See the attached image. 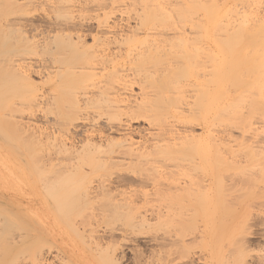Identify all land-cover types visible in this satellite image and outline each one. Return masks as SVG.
<instances>
[{
	"label": "rangeland",
	"instance_id": "rangeland-1",
	"mask_svg": "<svg viewBox=\"0 0 264 264\" xmlns=\"http://www.w3.org/2000/svg\"><path fill=\"white\" fill-rule=\"evenodd\" d=\"M1 1L2 0H0V4H1V7H0V58L1 57H3L1 54H3V52H8V55L6 54V56H5V53L3 54L4 56H5V59H3V58H1L0 59V84H2V82L3 81H5V79L4 78H6V80H12V81H9V82H11V84L9 83V86H11V87H9L8 86V84H7V81H5V83H4V86H3V84L2 85H0V91L2 90V92H1V94L0 95H2V99H1V97H0V107H2L3 105V107L1 108L2 109V111H1V109H0V117L2 118V120H1V124H2V126L0 127V128H2L3 129V131L0 129V133H2V134H0V216L2 217H0V223L1 222H3L4 223V225L7 223V222H9V218H10V220L11 221H14V222H11V224L10 225H8V226H11V225H13V224H16V225H13L14 226V228H15V226L17 227V226H19V227H17V229L16 230H14V232L12 231V235H10L9 234V230H10V228H9V230H4L5 228H6V226H5V228H4V225H3V223L2 224H0V230L3 232V231H5L7 234H9V236L8 235H6V233L4 232V234L7 236V237H9L10 239L13 237V235H14V239H13V241L14 240H16L17 242H18V240H17V238L18 239H20L19 241L21 242L22 241V243L24 244V249L23 250H25V251H28V252H25L26 254H25V256H26V258L24 257V253H22V255H20L21 254V250H14V248H13V242H11L12 241V239H11V241H10V239L7 241V240H4L3 241V239H5V238H7L3 233L1 234V236H0V244H3V245H0L2 248H0V249H3V248H5L6 247V249H3V250H0V264H7V263H10V261L12 260V257L15 259H17V260H19L20 262L22 261V260H24V261H22L21 263L22 264H34V262L36 261L35 260V257H34V253L36 252L35 250H37V251H39L38 249V247L40 246V244L41 243H45L46 244V242H44V241H46V237H47V235H43V239H41V238H39L40 239V242H39V239H37L38 237H37V231L35 230V227H31V226H28V225H23L24 223L22 222V221H15L20 215H22L23 216V218H25V217H27V219H28V217H30V219H31V221L32 220H37V219H40V218H42L43 216L46 218L47 216L49 217V220L47 219V220H45V224H46V222H52L53 224H56V226L55 227H57V225H58V227L57 228H61V229H59V231H63L62 232V237L64 238H59V237H57V241H55L56 243H60V242H62L60 245H61V247H62V250H63V252L65 253H68V254H66V255H69V256H71L72 257V259H74L76 262H77V264H109L108 262H106L107 260H111L110 258L108 259V257L110 256V254L109 253H111L112 255H111V258L113 259V260H117V262H115V264H136V262L138 261V258H139V255L141 256L142 254H143V256L144 257H152V256H154V258H153V260L152 261H154V260H156L158 257H160L161 255L163 256V257H165L166 255L165 254H167V258H168V253L166 252V251H168L169 250V247H165V248H161V251L160 252H158V251H156V254H155V252H154V254L151 252L152 250H156V248H152V247H150L149 246V243H146V238H148V236L145 234V232L144 231H142V233L140 234H135V235H131V236H133V237H131V236H129V235H127V236H124V234H123V236L121 235L122 234V232H120V230H122V229H120V228H118L117 227V224L119 225V227H121V224H122V222L121 221H119V220H117V218H115V217H113L111 214H112V212L113 211H111L110 210V208H111V206L112 207H114L115 206V204L116 203H122L120 200H123V199H121L120 197L122 196H124L125 198L127 197V194L126 193H128V191L131 189V191H132V188H133V190H135L134 192H136V193H138V192H144L145 191V188H147V190L144 192V193H146V194H149V196H150V194H151V192H153V191H151V188L152 187H150L151 185H149V182H148V186H145V188H141L140 189V187L141 186H139V188L138 187H136V185H134V187H133V185L131 186L130 185V182H129V176H130V173H129V170L128 169H131V168H134V166H139V162L138 161H133L134 163H136V162H138L137 163V165H134V163L132 162V161H129V159H127V156L125 157L124 156V158H122V156L120 157V158H122L121 159V164H120V162L119 163H117L118 161H120L119 159L120 158H117L118 157V154H117V157H114V156H116L115 154H113V155H111V152H110V150L108 151V150H106V148H105V152H101V153H103V155L104 156H102L101 155V153L100 154H98L97 156H99V158H101V157H103L102 159H105L106 161L108 160V158L110 159V160H113V159H117L118 161H116L115 162V160H113L112 161V163H111V161H107L109 164H108V166L110 165V164H113V163H115V165H116V163L118 164L117 166H116V168H114V169H111V167H115L114 165L113 166H109L108 168H102V170H101V168L100 169H91V166H87V167H85L84 168V166H86V165H84V166H82V168H81V162L79 163V158H78V161L77 160H75V159H73L74 161H77V162H75L76 164H80V165H78L80 168V171L81 172H79L78 171V173L80 174L81 173V175H79V174H77V172H76V174H77V176L79 175L80 177V180L81 181H83L84 180V182H81V186H82V183L84 184V183H86V186H85V188L87 187V195H85V197H89L88 199L87 198H83V196H82V199H84L85 201H86V203H85V201L84 200H82L80 197V201H79V199L75 202V205L73 206V204H72V206H73V211H68V213L67 214H69V215H67L68 217L67 218H69L70 220H68V219H63V218H65L64 217V215L62 214V210H61V213L57 210L58 209V207H55L54 206V204H53V202H49V200H50V197H48V196H51V195H53V194H51V195H49L48 193H46L47 191H45L46 189V187L49 185L50 186V184H48L49 182H50V175L54 172V171H56L57 169V172L58 171H60L61 169H62V167H63V170L65 171V169H66V165H67V167H68V165H70V163H73L74 161L71 159V161L72 162H70V163H66V160H67V162H69L68 161V157L69 156H65V154L63 155V154H61L62 156H60V154L59 153H57V150L55 149V148H52V150H51V145L53 146V145H55V143L57 144V145H59L58 143H59V141L58 140H61L60 142H63V141H65V142H67L68 144H70V145H72L73 144V142H74V144H75V142H76V144L78 145L77 147H79V146H81L80 144L81 143H79L80 142V140H82V139H80V135H83V136H81V138H83V137H85L86 138V140H88V138H87V136H85V134H83L84 132L85 133H87V134H91V135H93V136H91V140H93V141H99L98 139H102V138H104L105 137V139L108 137V135H109V137L107 138V140L108 139H114L113 141H115V140H117V141H115V142H121L120 140L122 139L124 142H125V140L126 139H128L129 137V141L131 142L132 140L134 141V143L135 142H137V144H138V141H140L141 139V141H143V142H145L147 139L145 138V137H148L147 135H150V133H157V132H159V129L161 130L160 131V133L163 131V130H165L164 129V126L168 129V132H167V130H166V132H162L163 134H164V137H163V135H160V136H162L163 138H162V140L164 141L165 139V142H164V144H162L161 142H160V140H159V142H156L157 144H159V143H161V144H159V145H163L162 147H169V146H171L172 144H174L175 145V142L177 141V143L178 142H180V144H182V142L181 141H184V140H176L177 139V135H179L180 134V132L182 131V133H188V132H186V131H190L191 130V132H189V135L190 134H192V133H194V135L193 136H196V135H198V136H196V137H198L199 138V140L197 141L196 139V141H197V143H199V141L200 140H202V138H204L203 140H205V141H208V142H205L206 143V145H208V144H210V146L211 145H213L214 146V144H215V147L214 148H212L213 150H214V152H216L215 154L213 153V154H211V156L209 157V161H208V159H207V161L210 163V166H209V163H207V161L203 158L202 160H203V162H202V160H199L198 159V156H197V154L198 155H200V153H197L196 154V156H195V154L194 153H192L194 156H192V157H195V158H193V159H195V160H192V162L194 163V161H197V162H199V161H201V163H197V162H195V163H197V164H199V166L198 165H194L192 162V164L194 165V166H198V168L200 169L201 168V170H205V171H209L210 173L211 172H213V173H211L212 175H214V172L216 173L217 172V174L219 175H217L216 176V174H215V176H213V179L210 181V182H208V183H210L211 184V187H212V192H213V195H214V197H212V198H210L211 200L210 201H208V211L206 212V210H201V209H206V206H202V207H197L198 209H192V208H189V212H188V214L190 213V215L189 216H191L190 217V219H192V218H194L193 219V221H194V224L195 223H197L196 222V220L198 221V223H197V225H199V226H201V224H206V225H208V231H209V239L207 240V241H201V240H197L196 241V244H193V245H191V250H190V252H189V256H190V259H191V261H192V263H190V264H207L203 259H201V258H203V257H207L208 255H213V258L211 259L210 258V260L208 261V264H258L259 262L257 261V260H262V262L260 261V263L259 264H264V121H263V119L262 118H258V116L256 115H254L255 117L253 118V116H251V118L252 119H249L248 117H247V115H248V113H247V115L245 116V117H247L248 119V124L245 126L244 124L243 125H241L240 127H238V126H236L234 123H232L231 125H230V123L229 122H225V124L223 123V122H219V121H217V122H219V123H217V125H216V123L215 124H213L214 125V128H212V126H211V128H210V126H207L208 124H205V123H203L201 120H199L198 119V116H200V114H201V112L199 111V113L197 114V110H193L194 112L195 111H197L196 112V114L198 115L195 119H197L196 121L194 120L193 121V123H191V124H189L191 127H189L188 128V126L186 127L185 125V127L184 128H182L181 126H183V123L181 124V122H179L181 125H180V129H179V131H177L178 129H176L177 127H179V126H177V123H178V121H176V119H177V111H175V108H174V106L176 105V108H177V105H178V102H177V98L175 99L174 98V100H175V102H174V100H172V102L173 103H175V105L171 102V100L170 99H172L173 97H175V96H177L176 95V93H177V88L175 89V91L173 90V89H171V88H169V89H171V90H173L172 92H169V90H168V93L167 94H165L164 95V98H165V96H167V98H165L163 101H165V102H160V103H164V105L166 104V102H167V104L165 105V106H161V108H160V103L158 102V99H156V96H154L155 94H156V91H155V89H154V94H153V89L152 88H150V90L152 91H149V87H148V91H147V88H145V86H148L145 82H144V84H145V86H143L142 84V82L143 81H141V80H143V79H145V78H143L142 77V71L145 69V68H148V67H150V65H146V66H148V67H145L142 71H138L137 72V68L139 67H137L136 69H135V67L137 66V62L135 63H133V59H134V55L135 54H137V53H140V50L139 49H141V51H142V49L144 50V49H146V48H144L145 46V44H143L144 42H146V47H148V48H150V43H149V41L151 42V38H150V40H148L149 39V37L148 38H146V36H145V34H146V31L148 32L147 34H149V32L151 31V30H146V28H142V27H139L140 29H142L141 31H140V29L138 28V23L140 24V21H139V16H138V14L139 15H142V12H139V11H143V10H145V8H149V9H151L152 7L154 8V4L155 3H157V2H154V1H156V0H152L153 2H154V4L152 3V7L150 8V7H148L149 5V3L151 4V2H148L147 4H146V6L147 7H142V6H145L144 5V3H145V1H144V3H142V4H140V0H138L139 1V4H137L138 2H136V0L134 1V2H136V4L135 3H133L132 2V0H131V2H129L130 0H93V1H95V2H93L92 0H19L18 1V3L20 2V4L17 6V0H11L12 1V3L13 4H10V3H8V2H11V1H9V0H7V1H2V3H1ZM35 1V2H34ZM165 1V0H164ZM168 1V0H167ZM173 1V2H172ZM174 1L175 0H170V3L172 2L173 4L172 5H174L175 3H174ZM215 1V0H214ZM219 1V2H218ZM216 0V2L219 4V5H221V6H224V7H220L221 8V12L223 13L224 12V10H223V8H225L226 9V7H227V9H228V11H227V9L225 10V13L228 15H232L231 17H230V19L232 20L233 19V24L234 25H230V23H229V25H230V28H231V26L233 27V26H237V24H239L240 22H242V21H240V19L242 18L243 19V17H241L240 19H239V23L237 22V24H236V21H238V19L237 18H239L238 17V13H240V15H241V12H245V14L247 13H249L247 16H249L251 13L253 14V17L250 15V17H251V19H253L254 18V15H256V17L252 20V23L250 22V20H249V22H246V24H248V23H251L250 25H252L253 24V28H252V26H250L249 24V27H250V30H253L254 29V27H255V29H256V27H258V26H256L255 25V22H256V24H257V22L258 21H256V20H262L263 21V19H264V0H253V2L252 3H249V2H251V1H247V4L244 2L243 4H242V1L241 2H238V1H236V0ZM6 2V3H5ZM21 2H25V4L23 5V7L21 6L22 4H21ZM31 2V3H30ZM65 2V3H64ZM69 2H70V4H69ZM89 4H88V3ZM116 2V3H115ZM158 5L157 4H155V7H156V5L157 6H159V4H160V1L158 0ZM161 2L163 3V1L161 0ZM208 2V1H207ZM221 2H222V4H221ZM17 3V4H16ZM130 3V4H129ZM133 3V4H132ZM162 3H161V5H162ZM168 3V2H167ZM170 3L169 4H167V5H169L170 6ZM256 3H258V4H256ZM3 4H4V6H3ZM7 4V5H6ZM10 4V6L9 7H7L8 5ZM29 4H30V6H29ZM65 4H68V5H65ZM132 4V5H131ZM165 4V3H164ZM217 4V5H218ZM225 4V5H224ZM12 5H13V7H12ZM62 5V6H61ZM64 5V6H63ZM167 5H166V8H165V6H163L162 8H164V9H168L167 8ZM171 5V6H172ZM209 5V4H208ZM229 5V6H228ZM247 5H251V7H249V6H247ZM253 5V6H252ZM52 6V7H51ZM128 6L130 7V9L128 8ZM131 6H132V8H131ZM142 7L141 9H143V10H141L140 9V7ZM168 6V7H169ZM170 6V7H171ZM233 6V7H232ZM5 7V8H4ZM21 7V8H20ZM112 7H114V8H112ZM125 7V8H124ZM169 7V9H171ZM175 7H177V5H175L174 6V8ZM229 7V8H228ZM259 7V8H258ZM4 8V13L2 12V9ZM8 8V9H7ZM15 8V9H14ZM49 8H50V10H49ZM231 8V9H230ZM237 10H236V9ZM246 8H247V10H246ZM253 8V9H252ZM11 9V10H10ZM13 9V10H12ZM22 9V10H21ZM56 9V10H55ZM114 10L115 12L114 13H112L111 11L112 10ZM137 9V10H136ZM176 9V8H175ZM252 11H251V10ZM173 10V9H172ZM230 10H231V12H230ZM250 10V11H249ZM257 11L258 13L256 14V12L255 11ZM15 11H17V12H15ZM52 11V12H51ZM55 11V12H54ZM168 12L169 11H171V10H167ZM166 11V12H167ZM236 11V12H235ZM6 12V13H5ZM9 12V13H8ZM11 12H13V13H11ZM111 12V13H110ZM136 12H138V14L136 13ZM3 13V14H2ZM8 13V14H7ZM141 13V14H140ZM222 13H220L221 15H220V18H222L221 16H223V15H225V13L222 15ZM261 13V14H260ZM104 14V15H103ZM136 14V15H135ZM201 15H203V13L201 12L200 13ZM3 15V16H2ZM135 15V16H134ZM258 15V16H257ZM106 16L108 17L107 19H106ZM138 16V17H137ZM226 17V16H225ZM228 17V16H227ZM226 17V18H227ZM229 17L227 18L228 20H229ZM261 17H262V19H261ZM110 18V19H109ZM141 18V17H140ZM219 18V17H218ZM226 18H224V19H226ZM258 18V19H257ZM58 19V20H57ZM70 19H72V20H70ZM104 19H106L105 20V22H104ZM223 19V20H224ZM226 19V20H227ZM237 19V20H236ZM241 19V20H242ZM245 19H246V21H247V19H249V18H247V17H245ZM245 19L243 20V21H245ZM60 20V21H59ZM62 20V21H61ZM67 20H70V21H73V22H78L79 21V23H77L76 22V27H78V24H79V26L81 25V24H83V27H82V25L80 26V27H82V28H79L78 27V29H81L80 31L82 32V30H83V32H82V34L85 36L84 37V39H82V41H84L85 42V45H84V42L82 43V45H84V47L85 48H91V49H95L94 47H96L97 46V48H99V50H100V52H101V50H103L102 52H101V54L100 55H102V54H104V55H102V56H100V57H102V61H100L101 59H99V61H98V58H97V60L96 61H98L97 63L99 64V62H101V64H102V62L103 61H105V58L104 57H106V60H107V58L109 59V60H107L106 62L108 63V62H110V60H111V62L110 63H105L106 64V70H97V75H98V77L99 78H95V82L97 83V81L99 80L100 82H103L104 84H101L100 82V85H101V87L102 86H106L107 87V89H108V87L109 86H107V82L106 81H108L109 83L108 84H110V82H111V84L110 85H112V86H110V89L112 90L113 88H115L116 86H117V88L118 89H113V91H111V90H109L108 89V91L107 92H114V93H120V92H122V93H120L119 94V96L118 97H120V95H121V98L122 99H124L125 100V102L123 103V105H125V106H127L126 108L129 110V112H128V110L127 109H125V107L123 108L122 107V111L121 110H119V109H117V111L115 110V109H113V113L114 114H117V118H114V117H116V115L114 116L113 114H112V111L111 110H108V108L107 107H104L106 110H108L107 111V114L110 116L111 114L113 115H111L112 117H113V119L111 120V118H110V120L112 121V122H110V120L108 119L109 117L106 115V114H104V113H106V111L104 110V108L103 109H101V110H103V112L104 113H101V111H100V108L99 109H97V108H95V109H93V108H90V106L89 107H87V108H85V109H83L84 107L83 106H81V108H80V113H81V116H82V118L80 119L79 118V123L81 124H79L78 122V124H79V127H80V129H74L73 131L71 130V132L69 133V136H68V138L70 137V139L69 140H71L70 142H69V140L67 139V137H60V135H58L57 136V134H56V136H55V134H53L54 132L52 131L51 132V130H53V128H52V122L54 121L53 119H56L55 117L57 116V118H58V114L55 116V114L57 113V112H54V110L53 111H51L50 109H47L48 107H47V104H45V103H49L50 101H48V99L49 100H51V99H53L54 98V96L56 95L55 94V92H54V90H53V87H55V86H57L56 84H54V85H50V82H48L49 81V79L51 78V77H53V75L54 74H51V72L52 71H55V70H52L51 71V67H52V62L50 61V59H51V57L50 56H47V55H45V54H47V52L45 53L44 51L45 50H42V48H47L42 42V40L43 39H41V37L42 36H39V32L40 33H45V31L48 29V27L50 26V24L52 25V24H54V23H57V24H62V22L63 21H67ZM102 20H103V22L105 23V25L102 23ZM222 22H220V23H223L224 24V22H225V24H227L226 23V21L224 20H222V19H220ZM236 20V21H235ZM255 20V21H254ZM10 21V22H9ZM28 21V22H27ZM47 21V22H46ZM230 21V20H229ZM7 22V23H6ZM9 22V23H8ZM69 22V21H68ZM101 22V24L103 25H101V24H99ZM235 22V23H234ZM254 22V23H253ZM18 23V24H17ZM31 23V24H30ZM47 23V24H46ZM65 23V22H64ZM67 23V22H66ZM6 24H8V25H6ZM57 24H54V25H57ZM59 24V25H60ZM107 24V25H106ZM218 24H219V19H218ZM222 24V25H223ZM241 24V23H240ZM242 24H244V22H242ZM245 24V25H246ZM258 24H260V23H258ZM257 24V25H258ZM42 25V26H41ZM48 25V26H47ZM91 25V26H90ZM222 25H220L221 27H222ZM247 25V26H248ZM10 27V28H8V27ZM22 26V27H21ZM101 27V29H100V27ZM105 26V27H104ZM225 26V25H224ZM12 27H15V28H12ZM21 27V28H20ZM50 27H52V26H50ZM49 27V28H50ZM86 27H87V29H86ZM99 27V28H98ZM136 27V28H135ZM238 27V26H237ZM241 27H242V29L244 28V26L243 25H241ZM23 28V29H22ZM105 30H104V29ZM131 28V29H130ZM224 28V27H223ZM234 28V27H233ZM232 28V31L234 30ZM236 28V27H235ZM245 28L246 29H249V28H247L246 26H245ZM244 28V29H245ZM18 29V30H17ZM85 29V30H84ZM133 29V30H132ZM137 29H139V30H137ZM229 28L227 27H225V30L224 31H220V32H223V33H221V35H223L224 34V32H226V30H228ZM6 30H7V32H6ZM20 30V31H19ZM44 30V31H43ZM135 30H136V32H135ZM144 30H145V32H144ZM153 31H154V29H152ZM217 29H215V31H216ZM230 30L231 29H229V32H230ZM24 31V32H23ZM38 31V33H36ZM85 31V32H84ZM89 31V32H88ZM153 31H151V33L153 32ZM168 31H171V30H168ZM177 31V30H176ZM247 31H249V30H247ZM23 32V33H22ZM133 32H135L134 33V35H133ZM154 32H156V30L154 31ZM158 32H159V30H158ZM158 32H156V33H158ZM164 32L167 34V36L169 37V35L170 34H168V32H167V30H164ZM217 32V31H216ZM219 32V31H218ZM218 32L216 33V36L218 35V38H223V36H219V34H218ZM70 33H72V32H70ZM69 32L67 33V32H65V34H70ZM92 33V34H91ZM170 33H174V32H170ZM227 33V32H226ZM74 33H72L71 35H73ZM91 34V35H90ZM97 34V35H96ZM136 34V35H135ZM139 34H140V36H139ZM143 34V35H142ZM116 35V36H115ZM128 35H130V36H128ZM133 35V36H132ZM138 35V36H137ZM151 36H153V34H150ZM149 35V36H150ZM156 35V34H155ZM158 35V34H157ZM157 35H156V37L154 38V36L152 37V40L154 41H158L159 42V40L160 39H158V37H157ZM215 35V34H214ZM128 36V37H127ZM132 36V37H131ZM144 36V38H142ZM165 37H166V35H164ZM225 36V35H224ZM1 37H2V39H1ZM8 37V38H7ZM94 37H95V39H94ZM120 37H122V39H120ZM128 38V40H129V38L131 39V40H129V41H127L126 39ZM141 37V38H140ZM165 37H163V39L165 38ZM7 38V39H6ZM33 38V39H32ZM115 38V39H114ZM140 38V39H139ZM147 39V41H144V40H146ZM156 38L158 39V40H156ZM41 39V40H40ZM96 39H97V41H96ZM127 42V44H126V46L125 45H122V44H125L123 41L124 40ZM143 39V40H142ZM165 39H168L167 37L165 38ZM7 40V41H6ZM38 40H40L39 41V43H40V46L41 45H44V46H41V47H38V46H35V44L36 43H38ZM94 40V41H93ZM107 40H108V42H107ZM111 40V41H110ZM136 40V41H135ZM139 40L141 41L140 43H139ZM74 41V40H73ZM76 41V40H75ZM74 41V42H75ZM96 41V42H95ZM122 42V44H121V42ZM153 41H152V45L151 46H153ZM154 41V42H155ZM35 42V43H34ZM116 42L118 43V44H116ZM131 42V44H129ZM155 42V43H156ZM164 41L162 40V43L161 42H159V43H161L160 45H162V44H164L163 43ZM9 44V45H7L6 44V47H5V49H4V47H2V46H4V44ZM38 43V44H39ZM76 43V42H75ZM80 43L81 42H79V43H77V48H79V49H81L79 46H80ZM108 43V44H107ZM98 44V45H97ZM100 44H101V46H100ZM106 46H105V45ZM142 44H143V46H142ZM150 44V45H149ZM170 44V43H169ZM109 45H110V47H109ZM123 46V48H122V46ZM155 45V44H154ZM157 45V44H156ZM159 45V44H158ZM171 45V44H170ZM11 47V48H9L8 49V47ZM120 46V47H119ZM133 46V47H132ZM142 46V47H141ZM203 48H202V47ZM201 46H197V47H200V48H202V49H205L206 47H208L209 46V48H211L212 49V51H213V53H212V51L210 52V56H211V53H212V56L211 57H207V56H204V57H202V56H198V53L199 52H197L196 54H197V58L198 57H200L199 58V62H201L202 60H204L205 59V57H207V58H210V59H205V64L203 63V61L200 63V65L201 64H203V65H201L200 67H202V69L200 68V70H198V71H200V72H203V73H205V74H203V73H200V74H198V71L196 72L197 74H195L194 73V75L197 77H195V76H191L190 75V79L189 80H187V82H189V84L190 83H193V84H191V90L192 91H194L197 87H198V85H201V84H205L206 82H207V78H206V74L208 73V71H203V70H207V68H208V70L209 69H211V67L209 68V66H213V64L215 63V64H217V62H214L216 59V61H218V59H219V56L221 57V55H222V53L218 50V47L216 46V45H208V46H206L205 44H204V46L201 44ZM206 46V47H205ZM103 47H105V48H103ZM116 47H117V49H116ZM129 47V48H128ZM131 47H132V50H130V51H132V56H133V59H132V56L129 54V56H131L130 57V59H131V61H132V63H129V62H131L130 61V59L129 58H125V56L126 55H128V53L127 54H124V53H126V52H128L129 50L128 49H131ZM136 47H137V49H136ZM141 47V48H140ZM157 47V46H156ZM162 47H166V49H168V42H167V44L165 45H163ZM162 47H160L159 46V50H165L164 48H162ZM193 47H195V46H193ZM205 47V48H204ZM15 48V49H14ZM17 48V49H16ZM40 48V49H39ZM44 48V49H45ZM127 48V49H126ZM152 48H154V46L152 47ZM162 48V49H161ZM169 48H170V46H169ZM108 51H107V50ZM121 51H120V50ZM123 49V50H122ZM126 49V50H125ZM5 50V51H4ZM114 50H116V52H117V50H119L118 52L120 53H116V52H114ZM134 50H136L135 51V53H133L134 52ZM158 50V51H159ZM245 50V52H248L246 49H244ZM249 50V49H248ZM139 51V52H138ZM162 51H161V53H162ZM166 51V53H167V50H165ZM165 51H164V53H165ZM203 51H205V50H203ZM11 52V53H10ZM99 52V53H100ZM124 52V53H123ZM161 53H160V56H161ZM165 53V54H166ZM204 52H202V53H200L201 55L203 54ZM215 53H216V55H215ZM218 53V54H217ZM221 53V54H220ZM10 54V55H9ZM16 54H17V56H16ZM109 55V56H107V55ZM111 54V55H110ZM114 54V55H113ZM115 54H117V55H115ZM124 54V55H123ZM168 54V53H167ZM205 54V53H204ZM203 54V55H204ZM104 56V57H103ZM116 56H117V58H116ZM121 56H122V58H121ZM8 57V58H7ZM11 57V58H10ZM112 57V58H111ZM127 57V56H126ZM202 57V58H201ZM215 58L214 60H213V62L211 61L213 58ZM50 58V59H49ZM111 58V59H110ZM118 58H119V60H118ZM162 58H163V56H162ZM204 58V59H203ZM104 59V60H103ZM127 59H129V60H127ZM114 60V61H113ZM172 60V58L170 59V61ZM210 60V61H209ZM6 61V62H5ZM8 61V62H7ZM51 63H50V62ZM124 61L126 62V63H124ZM169 61V62H170ZM172 61H174V60H172ZM177 61V60H176ZM197 61V60H196ZM208 61V62H207ZM115 62V63H114ZM117 62V63H116ZM199 62L198 63H196L197 65L196 66H198L199 65ZM213 64H212V63ZM4 63V64H3ZM113 63H114V65H113ZM129 63V64H128ZM172 63V62H171ZM210 63V65L208 66L207 64H209ZM14 64V66H13V70H16L17 69V71L15 72H10L12 69V65ZM104 64V63H103ZM104 64V65H105ZM116 64V65H115ZM134 64H136V65H134ZM174 64V62L172 63V65ZM176 64V63H175ZM10 67H8V66ZM107 65H113L112 67H113V69H115V72L117 73H114V70H113V72L111 71L112 69V67L111 66H109V68L107 67ZM119 65V66H118ZM206 65H207V68H206ZM18 66V67H17ZM97 66H99V65H97ZM101 66V65H100ZM129 66L131 67L130 69H129ZM132 66H134V67H132ZM40 67V68H39ZM47 67V68H46ZM111 67V68H110ZM9 68V69H8ZM99 68V67H98ZM117 68V69H116ZM124 68H126V71L125 70H123ZM132 68H134V69H132ZM163 68V66H161V68L159 67V70L160 69H162ZM199 68V67H198ZM204 68V69H203ZM206 68V69H205ZM11 69V70H10ZM38 69V70H37ZM43 69V70H42ZM120 69H122V70H120ZM156 69H158V68H156L155 67V69H154V67L151 69H146V70H148V72L146 71V70H144V71H146V73H148L149 74V72H151L152 70H156ZM10 70V71H9ZM120 70V71H119ZM134 70H135V73H139V74H133L132 75V71L134 72ZM156 70L154 73L155 74H157V73H159V74H157V75H155L153 72H151L150 74L151 75H155V77H153L152 76V78H153V80L155 81L156 80V82H157V80H158V78H159V75H161V73L162 72H160V71H162V70ZM50 71V72H49ZM108 72V73H110L109 71H111V73H114L115 75H116V79H111V77L110 76H112V75H110V74H106V72ZM159 71V72H158ZM19 72V73H18ZM9 73H11L10 75H12V74H14L15 73V75H21L22 73L25 75V77H24V81H25V79H26V81L24 82L21 78H23V77H20V76H14L16 79H18V80H16L14 77H11V79L9 78L10 76H9ZM18 73V74H17ZM41 73V74H40ZM98 73H100V74H98ZM142 75H141V74ZM144 73V72H143ZM4 74H6V77H5V75ZM105 76H104V75ZM126 74H127V76H126ZM145 74V73H144ZM209 74V73H208ZM27 75V76H26ZM96 75V76H97ZM103 75V76H102ZM115 75H113V76H115ZM122 75V76H121ZM150 75V76H151ZM201 75V76H200ZM58 76L59 75H57V80H58V82H59V78H58ZM112 76V77H113ZM158 78H157V77ZM200 76V77H199ZM204 76H205V79H203L204 78ZM28 77V78H27ZM103 77V78H102ZM120 79H119V78ZM122 77V78H121ZM134 77H136V78H134ZM192 77V78H191ZM199 77V78H198ZM106 78H110L112 81H110V79L108 80V79H106ZM113 78H115V77H113ZM140 78V79H139ZM142 78V79H141ZM161 78V77H160ZM159 78V79H160ZM194 78H196V79H194ZM19 79H21L20 81H19ZM53 80L55 79V76L52 78ZM98 79V80H97ZM106 81H105V80ZM118 79V80H117ZM122 79H123V81H122ZM248 79V78H247ZM29 80V81H28ZM47 80V81H46ZM102 80V81H101ZM114 80V81H113ZM117 80V81H116ZM121 80V81H120ZM174 80V79H173ZM175 80H177V78L175 79ZM174 80V81H175ZM192 80H195V81H192ZM24 82V85H23V83L22 82ZM141 81V82H140ZM145 81V80H144ZM192 81V82H191ZM17 82V83H16ZM28 82V83H27ZM57 82V84H59ZM116 82H117V84H116ZM118 82H120V83H118ZM122 82V83H121ZM124 82V83H123ZM21 83V84H20ZM172 83V82H171ZM176 83V82H175ZM7 84V85H6ZM17 85V86H15V85ZM29 84V86H31L32 85V89L31 90H29L31 87H27V85ZM119 84H121V87H120V85ZM123 84H126V86L125 85H123ZM141 84V85H140ZM173 85H174V83H172ZM194 84H195V86H194ZM14 85V86H13ZM21 87H20V86ZM123 85V86H122ZM173 85H171L172 87H173ZM176 85V84H175ZM174 85V86H175ZM8 86V87H7ZM23 86H24V88L26 89V90H23L24 88H23ZM97 86H98V83H97ZM141 86V87H140ZM192 86H194V87H192ZM19 89H18V88ZM58 87V86H57ZM142 87H144L142 90H144V92H145V94H144V92H142V93H139L140 91H141V89L140 88H142ZM2 88V89H1ZM3 88H5V89H3ZM8 88L10 89H13V91H11V90H8ZM15 88H17V89H15ZM23 88V89H22ZM56 88V87H55ZM59 88L60 87H58V89H57V91L59 90ZM103 88H105V87H103ZM28 89V90H27ZM92 90H93V88H91ZM101 89V88H100ZM106 89V88H105ZM106 89V90H107ZM123 89H124V91H123ZM6 92H5V91ZM23 92H22V91ZM35 92H34V91ZM91 90V91H92ZM97 90V91H96ZM102 91H103V89H101ZM106 90H104V91H106ZM116 90H118V92L116 91ZM119 90H122V91H119ZM140 90V91H139ZM189 90L190 89H188L187 91H188V93H186V94H188V96H186L188 99H187V102H189V103H187L185 100H186V98H184L185 100H184V102L183 103H181V107H182V111H183V113H184V111H185V109L187 110V106L188 105H186V108H185V104H190V101H191V97H189V96H191V95H189L190 93H189ZM3 91L5 92V93H3ZM9 91V93H7ZM11 91V92H10ZM31 91H33V93L31 92ZM48 91V92H47ZM51 91V92H50ZM90 91V90H89ZM90 91V92H91ZM93 91H96V92H98L99 90L98 89H94ZM103 91V92H104ZM147 91V92H146ZM186 91V92H187ZM220 91H223V90H220ZM15 92V93H14ZM27 92V93H26ZM31 92V94H33L34 95V97H35V100H34V102L37 104V105H34L35 103H33V101H31V100H33L34 99V97L33 96H31V94H29ZM53 92V93H52ZM151 92V93H150ZM196 92V91H195ZM3 93V94H2ZM36 93V94H35ZM49 93H51V94H49ZM114 93H112V94H114ZM146 93H147V95H146ZM169 93L171 94V95H169ZM192 94H194V92H191ZM197 93V92H196ZM219 93V92H218ZM218 93H217V96H222V98L220 99L221 100V102H222V104L224 103V98H225V104L226 103H228L229 102V100L231 99L230 97L231 96H229V94L227 95V93H224V95H222V94H219L218 95ZM5 94V95H4ZM24 94H25V96H24ZM47 94V95H46ZM116 94L113 96V97H117L116 96ZM117 94V95H118ZM130 94V95H129ZM138 94H140V95H138ZM150 94H151V96H153V97H151L150 96ZM173 94V95H172ZM185 93H184V95H186ZM13 95L15 96V97H13ZM21 95H23L22 97H21ZM52 95H53V97H52ZM122 95H124L125 96V98H124V96L122 97ZM129 95V96H128ZM142 95H145V99H146V96L147 97H149V98H147L148 100H152L151 102H154L155 100H157L156 102H154V103H150L149 105H150V109L153 107V105L156 103V104H158L159 105V108L158 109H160V111H159V113H157V114H161L162 113V115H163V113H164V120H166L167 119V121H165V123L167 124L168 123V126L169 127H167V125L164 123V121L163 122H161L160 121V119H162V118H153V120L151 119H149V118H145L146 120H143L144 118H142V117H146V116H143L142 115V117H137L136 118V116L137 115H134V117H131L130 115L131 114H129L131 111H133L134 109V107H139L140 106V103L142 102V101H140V100H142V99H144V98H142V97H140V96H142ZM195 95H198V93L197 94H195ZM12 96V97H11ZM28 96H30V98H31V100H30V98L28 97ZM108 96H110L109 94H107V97ZM112 96H110V97H112ZM132 96V97H131ZM220 96V97H221ZM5 97V98H4ZM8 97H10V98H8ZM32 97H33V99H32ZM51 99H50V98ZM131 98L132 99V101L131 100H129V101H131V102H129L128 100L126 101V99H129V98ZM192 97H193V103L196 101L195 100V98L196 97H198V96H196L195 98H194V96L192 95ZM226 97H228V98H226ZM4 98V99H3ZM27 98H29V99H27ZM109 98V97H108ZM140 98V99H139ZM151 98V99H150ZM190 98V99H189ZM8 99V100H7ZM27 99V100H26ZM59 99H61V98H59ZM135 101H134V100ZM144 99V100H145ZM154 99V100H153ZM167 99H169V100H167ZM197 99V98H196ZM229 99V100H228ZM6 100V102L8 103V104H6V102H4ZM22 100H26L27 102H29V101H31L30 103H28V104H26V103H24V101H22ZM140 101V103H139V105H137L136 104V101ZM189 100V101H188ZM227 100V101H226ZM3 103H2V102ZM133 101H134V104H133ZM15 102V103H14ZM158 102V103H157ZM186 102V103H185ZM9 103H10V105H9ZM23 103H24V105H23ZM111 103V102H110ZM127 105H126V104ZM131 103H132V105H131ZM168 103H170V104H168ZM193 103H191L190 105H192ZM5 104H6V107H5ZM30 104V105H29ZM45 104V105H44ZM182 104H184V105H182ZM27 105H28V107H27ZM111 105H114V104H111ZM118 105H120V104H118ZM122 105V106H123ZM129 105V106H128ZM135 105V106H134ZM151 105H152V107H151ZM167 105H169V106H167ZM174 105V106H173ZM194 105V104H193ZM7 106L9 107H11V109L9 110L8 109V111H7ZM36 106V107H35ZM105 106V105H104ZM173 106V107H172ZM6 109H5V108ZM30 107V108H29ZM136 107V108H137ZM155 107V106H154ZM168 107V108H167ZM171 107H172V109H171ZM179 107V106H178ZM191 107V106H190ZM189 107V108H190ZM195 105L193 106V109H195ZM129 108H131V109H133V110H131V109H129ZM157 108V107H156ZM163 108V109H162ZM164 108H167V110H168V112H167V110H165ZM170 108V109H169ZM188 108V109H189ZM196 108H198V107H196ZM6 111H5V110ZM121 109V108H120ZM174 109V110H173ZM179 109V108H178ZM178 109H176V110H178ZM181 109V108H180ZM180 109L178 110V112L180 111ZM192 109V108H191ZM245 109V107L243 108V109H240V111L242 110L243 112H241L242 113V115L244 114V113H246L247 111V108H246V110H244ZM5 112H7V113H5ZM48 110V111H47ZM82 110V111H81ZM85 110V111H84ZM90 110V111H89ZM115 110V111H114ZM131 110V111H130ZM172 110V111H171ZM249 110V109H248ZM46 111V112H45ZM49 111H50V114H49ZM109 111H111V112H109ZM121 111V112H120ZM174 111L176 112V114L174 113ZM193 111H191V112H193ZM9 112V113H8ZM51 112H53V113H51ZM84 112H86V113H84ZM96 112H98V113H96ZM109 112V113H108ZM116 112V113H115ZM120 112V113H119ZM127 112V113H126ZM150 112V111H149ZM167 112V113H166ZM4 113V114H3ZM101 113V114H100ZM111 113V114H110ZM123 113H125V115L123 114ZM132 113V112H131ZM135 113H136V111H135ZM152 113V112H151ZM186 113V112H185ZM231 113V112H230ZM6 114H8V117H7V115ZM54 114V115H53ZM83 114V115H82ZM94 114V115H93ZM100 114V115H99ZM126 114H128L127 116H126ZM174 114H175V116H174ZM188 115L190 114V113H187ZM195 114V113H194ZM11 115H13L12 117H11ZM85 115V116H84ZM97 115L99 116V117H97ZM106 115V116H105ZM119 115V116H118ZM123 115V116H122ZM192 115H193V113H192ZM238 115H239V113H238ZM242 115H241V117H242ZM245 115V114H244ZM80 116V117H81ZM88 118H87V117ZM92 116L95 118H92ZM128 116L130 117V118H128ZM167 118H166V117ZM173 117L172 119H169L168 120V117ZM194 116V115H193ZM228 116V115H227ZM231 116H234V115H232L231 114ZM230 115H229V117H231ZM3 117H4V119H3ZM108 117V118H107ZM169 117V118H170ZM258 119H257V118ZM0 118V119H1ZM87 119L86 121L88 122H86L84 119ZM107 118V119H106ZM119 118V119H118ZM127 118V119H126ZM232 118V117H231ZM264 118V117H263ZM90 119V120H89ZM116 119V121H113V120H115ZM132 119H133V121H132ZM149 119V120H148ZM156 119V120H155ZM173 119H174V121H173ZM260 119H262V120H260ZM53 120V121H52ZM97 120V121H96ZM109 121V124L111 125L110 126V128H109V125H107L108 123V121ZM119 120V121H118ZM134 120H136V121H134ZM155 120V121H154ZM157 120H159V121H157ZM172 120V122H170ZM247 120H246V122H247ZM8 121V122H7ZM83 121V122H82ZM93 121V122H92ZM118 121V122H117ZM121 121V122H120ZM131 121V122H130ZM154 121V124L152 123ZM3 122V123H2ZM127 122H129L128 124H127ZM146 122V123H145ZM150 122H151V124H150ZM157 122V123H156ZM161 122V124H159V123ZM170 122V123H169ZM174 122H175V124H174ZM177 122V123H176ZM201 122V123H200ZM7 123V124H6ZM13 123V124H12ZM51 123V124H50ZM84 123V124H83ZM107 123V124H106ZM113 123H114V125H113ZM117 125H116V124ZM120 123H121V125L122 126H124L123 128H120V129H118L119 127H117L118 125H120ZM156 123V124H155ZM164 123V124H163ZM200 123V124H199ZM203 123V124H202ZM212 123H214V122H212ZM223 123V124H222ZM229 123V124H228ZM0 124V125H1ZM10 124L12 125V127L10 126ZM86 124H88V125H86ZM92 124H95V125H92ZM126 124H127V128H126V130H124V128L126 127ZM158 124H159V127H160V125H161V127L159 128V129H155L156 127L158 128ZM201 124H202V126H201ZM5 125V126H4ZM19 125V126H18ZM52 125V126H51ZM92 125V126H91ZM164 125V126H163ZM172 125H174L175 126V128H174V126H172ZM205 125V126H204ZM224 125V126H223ZM227 125V126H226ZM235 125V126H234ZM8 126V127H7ZM96 126V127H95ZM98 126V127H97ZM151 128H150V127ZM152 126L153 127H155V128H152ZM162 126H163V129H161L162 128ZM193 126V127H192ZM207 126V127H206ZM246 128H245V127ZM4 127V128H3ZM10 127V128H9ZM19 127V128H18ZM87 127V128H86ZM94 127L96 128V129H94ZM105 127H107V128H105ZM114 127V128H113ZM118 129V131H117V129ZM129 127V128H128ZM132 127V128H131ZM137 127V128H136ZM148 127V128H147ZM172 129H171V128ZM243 127H244V129H243ZM5 128H7L8 129V131H9V129H12L13 128V130L12 131H10L9 133H8V131L7 130H5L4 131V129ZM34 128V129H33ZM84 128H86V129H84ZM93 130H92V129ZM133 128H134V131H133ZM150 128V129H149ZM171 130H170V129ZM186 128V131L184 130ZM205 128V129H204ZM208 128V129H207ZM212 130H210V129ZM19 129V130H18ZM30 129H32L31 131H30ZM39 131H38V130ZM114 130V131H112V130ZM125 132H127V134L129 135L128 136V138H127V135L124 133V131ZM152 129H155V130H153L152 131ZM188 129V130H187ZM214 129V130H213ZM18 130V131H17ZM82 132H81V131ZM86 130V131H85ZM96 130V131H95ZM101 130V131H100ZM103 130V131H102ZM110 130V131H109ZM120 130H122L123 132V134L122 133H119V131ZM139 130V131H138ZM141 130V131H140ZM181 130V131H180ZM183 130H184V132H183ZM208 130V131H207ZM7 131V132H6ZM15 131H17V133L15 132ZM34 131V132H33ZM75 131V132H74ZM90 131H92V132H90ZM132 131V132H131ZM151 131V132H150ZM169 131L171 132L170 134H169ZM174 131H175V133H179V134H175L174 133ZM193 131V132H192ZM4 132V133H3ZM13 132V133H12ZM33 132V133H32ZM36 132H40L39 134H37ZM77 132H78V134H77ZM100 132V133H99ZM114 132H117V133H114ZM129 132V133H128ZM142 132V133H141ZM149 132V133H148ZM204 132V133H203ZM18 133H19V135H18ZM22 133V134H21ZM95 133V134H94ZM97 133V134H96ZM105 133V134H104ZM139 133V134H138ZM140 133H141V135H140ZM161 133V134H162ZM208 133V134H207ZM4 134V135H3ZM10 136H9V135ZM35 134H36V137H35ZM43 136H42V135ZM53 134V135H52ZM70 134H71V136H70ZM75 134V135H74ZM101 134V135H100ZM102 134H104L103 136H102ZM175 134V135H174ZM202 134H205V136L206 135H209V134H211V137L210 136H207V137H205L204 135H202ZM30 135H31V137H30ZM33 135H34V137H33ZM40 137H38V136ZM78 137H77V136ZM88 135V136H89ZM114 135V136H113ZM121 135H124V137L122 138V136ZM169 135V136H168ZM180 135H182V134H180ZM184 135V134H183ZM187 134H185V136H186ZM202 137H201V136ZM2 136V137H1ZM6 136H9V137H6ZM97 136V137H96ZM159 136V137H160ZM174 136V137H173ZM192 136V138H194ZM32 137H33V139H32ZM56 137V138H55ZM77 137V138H76ZM150 137V136H149ZM148 137V138H149ZM167 137V138H166ZM175 138V141L173 140V138ZM188 137V136H187ZM190 137V136H189ZM9 138V139H8ZM21 138H22V140H21ZM25 138H27V140L25 139ZM46 138V139H45ZM58 138H62V139H58ZM85 138H83V140H85ZM120 138V139H119ZM132 138V139H131ZM170 138H172V139H170ZM206 138V139H205ZM209 138H211V141H210V139ZM26 141H25V140ZM30 139V140H29ZM57 140V141H55V140ZM74 139V140H73ZM77 139V140H76ZM80 139V140H79ZM145 139V140H144ZM155 140H158V139H156V138H154ZM161 139V138H160ZM168 139H170V142H169V140ZM36 141L37 143H38V141L40 140L41 141V144L39 145V143L38 144H36V142H34V141ZM38 140V141H37ZM89 140H90V137H89ZM104 140V139H103ZM155 140H154V142H155ZM161 140V141H162ZM167 140H168V142H169V144L167 145ZM172 140V141H171ZM195 140H192V142L193 141H195ZM202 140V141H203ZM212 140H214V141H212ZM31 141H32V143L34 144H31ZM39 141V142H40ZM73 141V142H72ZM96 141V142H97ZM106 141V140H105ZM132 141V142H133ZM173 141H174V143H173ZM195 141V142H196ZM202 141H201V143H199V144H202V145H200L201 147L202 146H204L205 145V143H204V145H203V143H202ZM17 142V143H16ZM28 144H27V143ZM52 144H51V143ZM53 142H54V144H53ZM72 142V143H71ZM126 142H127V140H126ZM125 142V143H126ZM142 142V143H143ZM192 142H190L191 144H192ZM195 142H194V144H195ZM210 142V143H209ZM218 144V146L216 145V143ZM128 143V142H127ZM141 143V142H140ZM139 143V144H140ZM155 143V144H156ZM165 143H166V145H165ZM171 143V144H170ZM176 143V144H177ZM208 143V144H207ZM73 144V145H74ZM75 144V145H76ZM32 145H33V147H32ZM178 145H179V143H178ZM177 145V146H178ZM205 145V148L207 147ZM29 146V147H28ZM30 146H31V151L30 150H28V149H30ZM36 146V147H35ZM41 146V147H40ZM83 146V145H82ZM177 146H175L176 148H177ZM199 146V145H198ZM209 146V145H208ZM209 146V147H210ZM212 146V147H213ZM245 146V149L247 148L249 151H251L252 150V152L249 154L250 156H248V155H245L246 153H245V151H243V153H245V154H240L241 152H242V150L244 149L243 147ZM28 147V148H27ZM38 147H40V149L38 148ZM45 147V148H44ZM162 147H160L159 149H161ZM172 147H174L173 145L171 146V148L169 147L168 149L170 150V149H174V148H172ZM38 148V152L36 151V149ZM216 148H217V150H216ZM241 148H243L242 150H240ZM252 148V149H251ZM114 149H116L115 151H117V148H113V149H111L112 151H114ZM163 149V148H162ZM167 149V148H166ZM34 150V151H33ZM51 150V151H50ZM154 150H156V149H154ZM241 152H240V151ZM41 151V152H40ZM52 151H56V153L58 154V156H57V154L55 153V152H52ZM102 151H104L103 149H102ZM153 151V150H152ZM219 151V153L217 154V152ZM240 152V153H237V152ZM29 152H31V154L29 153ZM35 152V153H34ZM51 152V153H50ZM107 152V153H106ZM110 154H109V153ZM154 152L155 151H153V152H151L150 151V153L152 154V155H155V157H154V159L156 158V159H158L159 158V155L158 154H154ZM55 153L56 154V156H55V154L53 155V154ZM157 153V152H156ZM247 153H248V151H247ZM259 153H262V155L261 154H259ZM34 155V157H33V155ZM36 154V155H35ZM40 154V155H39ZM107 154V155H106ZM151 154H149V157L150 158H148L149 159V164H148V162L147 161H145V162H147V165L148 166H145L146 164L145 163H141V162H143L144 160H142V157H140L141 159V161H140V165H143V167L145 166V167H147V168H149V166H150V164L152 163H154L153 165L154 166H152L151 165V167L153 168V170L155 169V170H158V172H160L161 170L163 171H166V172H161V173H172V170H175L176 171V173H177V163H180L182 166L186 163V162H189L190 163V161H188L189 159H191L192 157L191 156H186L185 158H187L188 159V157H191V158H189L188 160L187 159H185L184 158V161H186V162H183V160L181 161V159H179L178 160V162H177V158H176V156H177V154H175V159L172 157L171 158V155H168L169 157H164V156H162V159L163 158H167L166 159V164H164V162H165V159H163L164 161H162V159H158V161L159 162H157V160H153V158L150 156ZM189 154V153H188ZM253 156H252V155ZM48 155H50V156H48ZM84 156H85V153L83 154ZM161 155V154H160ZM185 155H187V153L185 154ZM191 155V154H190ZM217 156V158L215 157V156ZM218 155H220V156H218ZM30 156V157H29ZM59 156H60V158H61V162L63 161V160H65V161H63V162H65L66 163V165H65V169H64V165L62 166V167H60L61 165H62V163L60 162V158H59ZM64 156V158H62ZM76 156V155H75ZM80 155H77V157H79ZM158 158H157V157ZM214 156V157H213ZM255 156V157H254ZM262 156V157H261ZM83 157V156H82ZM85 157H87V156H85ZM91 157V156H90ZM221 157V158H220ZM253 157V158H252ZM30 158V159H29ZM51 158V159H50ZM57 158L59 159V161L57 160ZM65 158H67V159H65ZM129 158V157H128ZM145 158H147V157H145ZM152 158V159H151ZM160 158H161V156H160ZM170 158V161H167L168 159ZM198 160H197V159ZM214 158V159H213ZM249 158V159H248ZM261 158V159H260ZM33 159V160H32ZM49 159V160H48ZM63 159V160H62ZM84 159V158H83ZM91 159V158H90ZM93 159V158H92ZM126 159V160H125ZM144 159V158H143ZM152 161H151V160ZM211 159H213V160H211ZM248 159V160H247ZM85 160V159H84ZM126 162V164L124 165V161ZM131 163V167H129L128 168V161ZM174 160H175V164L173 163L174 162ZM222 160V161H221ZM257 160V161H256ZM261 160V161H260ZM25 161V162H24ZM31 161V162H30ZM53 161L54 162H59L60 163V166H59V163H55V166H54V164H53ZM80 161H83L82 159H80ZM153 161H155V162H157L158 164L159 163H161V162H163V163H161L160 164V167H159V165L157 164V163H155V162H153ZM161 161V162H160ZM173 161V162H172ZM206 161V162H205ZM214 161V162H213ZM219 161H221L219 164H218V162ZM34 162V163H33ZM170 162V163H169ZM182 162V163H181ZM205 162V163H204ZM223 162H225V163H223ZM33 163V164H32ZM186 163L185 164V166H189L190 168H188V169H193V168H195L194 166H192V164L190 163ZM208 165H207V164ZM211 163H213V164H211ZM52 164H53V166L55 167V170H54V167L52 166ZM58 164V165H57ZM74 164V163H73ZM75 164V165H76ZM158 165V166H156V165ZM162 164H164L162 167H161V165ZM203 164V165H202ZM49 167H48V166ZM121 165V166H120ZM175 165H176V167H175ZM179 165V164H178ZM42 166V167H41ZM74 166V165H73ZM120 166V167H119ZM122 166L123 167H125V168H122ZM130 166V165H129ZM165 166V167H164ZM167 166H169V169H170V172H169V170H167L168 168H166ZM185 166H183V168H181V169H186L187 167H185ZM193 168H192V167ZM216 166H217V168H216ZM52 167H53V169H52ZM57 167V168H56ZM71 167V168H70ZM142 167V166H141ZM142 167V168H143ZM185 167V168H184ZM261 167L263 168V169H261ZM42 168V170H40ZM70 168V169H69ZM69 168H67L66 170H71L72 169V165L71 166H69ZM139 168H140V166H139ZM146 168V169H147ZM151 168V169H152ZM165 168V169H164ZM37 169V170H36ZM73 169H74V167H73ZM76 169H78V168H75L74 170L76 171ZM78 169V170H79ZM83 171H82V170ZM137 169H138V167H137ZM145 169V168H144ZM161 169V170H160ZM40 170V171H39ZM50 170V171H49ZM54 170V171H53ZM63 170H61L60 172H58V174L57 175H60L61 176V174H59V173H63L64 171ZM106 170V171H105ZM150 170V169H149ZM152 170V171H153ZM154 170V171H155ZM160 170V171H159ZM213 170V171H212ZM72 171V170H71ZM86 171V172H85ZM87 171H88V173H90V174H88L87 173ZM168 171V172H167ZM175 171H173L174 173H175ZM36 172H38V173H36ZM40 172V173H39ZM43 172V173H42ZM47 172H48V174H47ZM83 172H85L84 174H83ZM95 172V173H94ZM111 172V173H110ZM128 172V173H127ZM157 172V171H156ZM221 172V173H220ZM72 173H74V172H72ZM104 173H106L105 175H107L108 173H109V175L108 176H105L104 175ZM173 173V174H174ZM175 173V177L174 178H176L175 179V181L173 182V178L171 177L170 179H171V181H170V179H169V177H167V180L169 179V181H165L166 180V178L164 179V180H161L160 182L161 183H163L161 186H163V188L161 187V192L163 193L165 190H164V188H166V190H169L168 189V186H169V188H170V186H175V185H177V177H176V174ZM220 173V174H219ZM49 175V176H47V175ZM54 174V173H53ZM53 174L51 175L52 177H53ZM56 174V173H55ZM75 174V173H74ZM74 174H72V176L74 175ZM75 174V175H76ZM83 174V175H82ZM110 174H111V176H110ZM118 174V175H117ZM123 174H125L124 176H122ZM75 175L73 176L74 178H76L75 177ZM97 175H99V176H97ZM113 175V176H112ZM116 175H117V178H115L116 177ZM224 175V179L222 178V176ZM231 175H233L232 177H231ZM43 177V176H45L46 178V180H45V183H43L44 182V178H41V177ZM81 176H83V178H81ZM91 176V177H90ZM96 176V177H95ZM106 178H105V177ZM126 176V177H125ZM220 176H221V178H220ZM226 176H228V177H226ZM51 177V178H52ZM73 177H70V178H73ZM95 177V178H94ZM100 177V178H99ZM107 177H109V178H107ZM112 177V178H111ZM129 177V178H128ZM214 177H216V178H219V179H216V178H214ZM226 177V178H225ZM48 178V179H47ZM58 178V179H57ZM60 178H61V180H60ZM58 177V176H56V175H54V179H52V181L54 180V181H56L57 182V180H60V182L58 181V183L60 184L61 183V187L63 186V188L65 187V183L67 182V184L69 183L68 181H67V179L69 178H67V177H65L64 178V176L62 175L61 177ZM62 178H64V179H62ZM79 178H76V180L78 179V182L77 183H79ZM101 178H103L102 180H104V182L102 183V180H101ZM106 180H105V179ZM118 178H121V179H118ZM124 178V179H123ZM228 178V179H227ZM232 178V179H231ZM42 179V180H41ZM57 179V180H56ZM83 179V180H82ZM88 179V180H87ZM97 179V180H96ZM173 179V180H172ZM222 179V180H221ZM64 180V181H63ZM75 180V179H74ZM76 180L74 181V183H76ZM111 180V181H110ZM117 181V183H116V181ZM120 180V182L122 183V185H121V183L119 182L118 183V181ZM216 180V181H215ZM217 180L219 181V182H217ZM49 181V182H48ZM53 181V182H54ZM89 181V182H88ZM95 181H97V182H95ZM110 181V182H109ZM125 181H127L126 183H124ZM39 182H41V183H39ZM47 182V183H46ZM52 182V183H53ZM56 182H54L55 184H57ZM91 182V183H90ZM101 182V183H100ZM114 182V183H113ZM129 182V183H128ZM166 183V185H164L165 183ZM170 182V183H169ZM176 182V183H175ZM216 182H217V185H216ZM222 182V183H221ZM62 183H64V184H62ZM114 185H113V184ZM171 183H173L172 185H170ZM220 183V184H219ZM46 184V185H45ZM54 184V185H55ZM72 184V183H71ZM91 184V185H90ZM98 184H99V186H100V188H99V186H98ZM103 184H105L108 188H106L105 189V185H103ZM126 184H128V185H126ZM150 184H151V182H150ZM202 185H203V182L201 183ZM204 184H206V182L204 183ZM44 187H43V186ZM58 185V184H57ZM76 185H78V184H76ZM75 185V186H76ZM80 185V184H79ZM116 185V186H115ZM121 185V186H120ZM168 185V186H167ZM219 185V186H218ZM221 185V186H220ZM46 186V187H45ZM48 186V187H49ZM51 186H53V185H51ZM59 186V187H60ZM73 186H74V184H73ZM84 186V185H83ZM92 186V187H91ZM103 188H102V187ZM105 186V187H104ZM166 186V187H165ZM47 187V188H48ZM59 187H58V190H59ZM60 187V188H61ZM97 187V188H96ZM130 187V188H129ZM144 187V186H143ZM150 188V190H149V188ZM135 188V189H134ZM136 188H137V190H136ZM159 188V187H158ZM173 188V189H172ZM171 189H170V191L172 192V193H174V195L176 196L177 195V191H175V189H174V187H172ZM218 188H219V190H218ZM45 189V190H44ZM51 189V188H50ZM50 189H48V190H50ZM62 189V188H61ZM61 189H60V192H62L63 190H65V189H63L62 191H61ZM84 189V188H83ZM55 190H57V189H55ZM58 190L57 191H55V193L56 192H58ZM95 190V191H94ZM104 190V191H103ZM110 190V191H109ZM144 190V191H143ZM164 190V191H163ZM92 191H94V193H93V195H92ZM105 191H106V193H105ZM148 191H150V193L148 192ZM168 192V191H165V193L166 192H168L169 194H171V192ZM45 192V193H44ZM59 192V193H60ZM97 192V193H96ZM130 192V191H129ZM53 193V192H52ZM54 193V194H55ZM65 194V192H62V193H60V194H58V193H56L55 195H57V197H58V200L57 201H59V196L60 197H63L64 196V194ZM89 193H90V195H89ZM108 193H109V195H110V193H112L110 196L108 195ZM114 193V194H113ZM123 193H125L126 194V196H125V194L124 195H122ZM131 193V192H130ZM130 193H128V194H130ZM164 193V194H165ZM168 193H166V195L168 194ZM48 194V195H47ZM62 194H63V196H62ZM97 196H96V195ZM141 194V193H140ZM194 194V193H193ZM59 195V196H58ZM66 195V194H65ZM77 196H78V194H76ZM76 195H74V196H76ZM92 195V196H91ZM95 195V196H94ZM114 195H115V197H114ZM153 194H151V196H152ZM173 194H171L170 196H172ZM42 196V197H41ZM112 196H113V200H112ZM149 196H148V198H149ZM161 195H158V196H156L155 197V195H153L152 196V198L150 197L149 199V201H147L145 204H144V202H142V201H138L137 202V204L136 205H138L137 207H139V209H141L140 211L142 212L145 208V210H147L148 212L146 213L145 211V214L147 215L149 212H151L150 211V209H152V210H156V208L157 207H159V206H161L162 207V205H165L166 204V200H165V198H162V197H164V196H161ZM46 197H47V199H46ZM52 197H54V196H52ZM65 197L66 196H64V199H65ZM92 197L94 198V199H92ZM106 197H110V198H107L106 199ZM123 197V198H124ZM155 197V198H154ZM92 200H91V199ZM97 198H99V199H97ZM124 198V199H125ZM155 199L156 201H157V204L155 205L154 203H156L154 200H152V199ZM13 199V200H12ZM52 199V198H51ZM54 199V198H53ZM53 199L52 200H50V201H53ZM62 199V198H61ZM89 199H90V201H89ZM117 199H120V200H117ZM163 200V202H162V200ZM95 200V201H94ZM106 200L109 202H106ZM112 201V203L114 202L115 204H112V203H110V201ZM148 200V199H147ZM81 201H82V204H83V206H82V204H81ZM102 201V202H101ZM116 201V202H115ZM119 201V202H118ZM150 201H152V202H150ZM160 201V202H159ZM212 201V202H211ZM80 202V203H79ZM88 202L90 203V205L88 204ZM101 202V203H100ZM185 202V201H184ZM52 203V204H51ZM55 203V202H54ZM76 203H78V204H76ZM105 205H104V204ZM107 203H108V205H107ZM119 203V204H120ZM152 203V204H151ZM162 203V204H161ZM187 203V202H186ZM81 206H80V205ZM85 204V205H84ZM94 204V205H93ZM96 204H97V206H96ZM101 204H103V205H101ZM143 204H144V206H143ZM158 204H161V205H158ZM167 204H170V203H168L167 202ZM172 204H174V203H172ZM171 204V205H172ZM188 204V203H187ZM211 204V205H210ZM51 205L53 206V207H51ZM79 205V206H78ZM89 205V206H88ZM101 205V206H100ZM135 205V206H136ZM142 205V206H141ZM185 205V204H184ZM76 206V207H75ZM91 206V207H90ZM100 206V207H99ZM106 207V208H104V207ZM153 206V207H152ZM157 206V207H156ZM173 206V205H172ZM81 207V208H80ZM99 207V208H98ZM101 207H102V209H101ZM110 207V208H109ZM142 207L144 208L143 210H142ZM155 207V208H154ZM173 207H174V209H173ZM172 207V210L175 212L174 213V215L172 216H170L168 219L166 218V220H164L163 221V219H162V221H160V225H161V227L159 226V228H158V232H163L164 231V228H165V231L163 232V233H166V235L167 234H170V235H174V233H173V231H175L176 230V232H177V230L178 231H181L182 230V227L183 226H185L186 228H188V229H186V228H184L183 227V229H186V230H183V232H181V233H188L189 231H192L191 229V226L193 225V221L191 220V222H192V224L190 223L189 225H188V223L186 222V224L184 223V225L181 227V225L179 226V225H176V223H177V204L175 205V206H173ZM176 207V208H175ZM187 207V206H186ZM213 207V208H212ZM69 208H72V207H69ZM69 208H67V210H69ZM78 208V209H77ZM109 208V209H108ZM115 208H116V206H115ZM188 208V207H187ZM187 208H183V211L186 209L187 210ZM65 209H66V207L63 209L64 211H65ZM85 209H86V211H85ZM88 209V210H87ZM105 209V210H104ZM113 209V208H112ZM158 209V208H157ZM190 209H192V210H190ZM200 209V210H199ZM210 209H212L211 211H210ZM70 210H72V209H70ZM106 210H108L107 212H106ZM114 210V209H113ZM120 210V209H119ZM184 211V212H187V211ZM58 211V212H57ZM77 211V212H76ZM102 211H104V212H102ZM116 211V210H115ZM124 210H122V212H123ZM194 211V215H195V217H194V215L192 216V213L191 212H193ZM200 211H202V213H203V211L204 212H206L205 214H202ZM213 211V212H212ZM80 212V213H79ZM83 212V213H82ZM88 212L90 213L89 214V216L87 215L88 214ZM98 212V213H97ZM117 213H118V211H116ZM210 213V215H209V213ZM239 212H240V214H239ZM46 213V214H45ZM64 213V212H63ZM78 213V214H77ZM123 213H125V212H123ZM198 215H197V214ZM34 214V215H33ZM65 214V213H64ZM208 214V215H207ZM29 215V216H28ZM58 217H57V216ZM100 215V216H99ZM202 217H201V216ZM243 215V216H242ZM4 216V217H3ZM25 216V217H24ZM42 216V217H41ZM66 216V215H65ZM81 216V217H80ZM92 216V217H91ZM100 218H99V217ZM203 216H204V218H203ZM97 217V218H96ZM201 217V218H200ZM5 218V219H4ZM92 218V219H91ZM8 221H7V220ZM63 221H61V220ZM203 221H202V220ZM22 220V219H21ZM67 220V221H66ZM5 221H7L6 223H5ZM25 221V220H24ZM79 221H80V223H79ZM82 221V222H81ZM86 221V222H85ZM117 221H119L118 223H117ZM9 222V223H10ZM49 222V223H50ZM66 222H67V225L69 226H71V224H69V223H73L74 224V226H72L73 228L75 227V229H76V234L74 233H72L71 231L69 232V230H65V229H63V228H66ZM162 222H163V224H162ZM203 222V223H202ZM13 223V224H12ZM63 223H65V224H63ZM77 223V224H76ZM81 223H86V224H83V226L85 227H82V224ZM245 223H246V225H248V226H246L245 225ZM18 224V225H17ZM72 224V225H73ZM78 224H81V226L80 227H78ZM240 224V225H239ZM20 225H23V227H21ZM62 225V226H61ZM86 225V226H85ZM114 227H113V226ZM163 225V226H162ZM188 225V226H187ZM7 226V227H8ZM64 226V227H63ZM112 226V227H111ZM165 226V227H164ZM178 226H179V228H180V230H179V228H178ZM190 226V227H189ZM239 226V227H238ZM1 227H2V229H1ZM63 227V228H62ZM118 228V230H117V228ZM246 227V228H245ZM249 227V228H248ZM13 228V227H12ZM13 228V229H14ZM49 228V227H48ZM48 228H46V226L44 227V230H46L47 231V229ZM68 228V227H67ZM87 228V229H86ZM116 228V229H115ZM122 228V227H121ZM178 228V229H177ZM248 228V229H247ZM8 229V228H7ZM69 229V228H68ZM77 229H78V231H77ZM81 229V230H80ZM85 229V230H84ZM161 229V230H160ZM240 229V230H239ZM71 230V229H70ZM80 230V231H79ZM160 230V231H159ZM238 230V231H237ZM0 231V232H1ZM17 231V232H16ZM117 231H118V233H117ZM243 231V232H242ZM10 232H11V230H10ZM66 232H67V234H66ZM90 232V233H89ZM96 232V233H95ZM175 232V233H176ZM241 232L243 233L242 235H245V236H243L244 238H245V240L243 239V241H245L244 243H242L243 241H241L240 243H238L236 240H238L240 237L238 236V235H241ZM15 233V234H14ZM18 233V234H17ZM26 233V234H25ZM80 233H81V235H80ZM178 233V232H177ZM180 233V232H179ZM20 234V235H19ZM21 234H23L22 236H21ZM26 236H25V235ZM70 234V235H69ZM73 234V235H72ZM89 234V235H88ZM98 234V235H97ZM161 234V233H160ZM28 235V236H27ZM5 236V237H4ZM12 236V237H11ZM25 236V237H24ZM81 236V237H80ZM103 236V237H102ZM105 236V237H104ZM20 237H22V238H20ZM89 237V238H88ZM91 237V238H90ZM101 237V238H100ZM129 237V238H128ZM217 237V238H216ZM238 237V238H237ZM243 237H241V239L243 238ZM3 238V239H2ZM87 238V239H86ZM237 238V239H236ZM2 239V240H1ZM8 239V238H7ZM35 239V240H34ZM86 239V240H85ZM91 239V240H90ZM98 239H99V241H98ZM101 239H102V241L104 242H102L101 241ZM106 239V240H105ZM37 240V241H36ZM56 240V239H55ZM88 240V241H87ZM60 241V242H59ZM94 241V242H93ZM11 242V243H10ZM69 242V243H68ZM92 242V243H91ZM97 242H99L100 243V245H97ZM186 242H188V240H186ZM8 243H10V244H8ZM36 243V244H35ZM95 243V244H94ZM101 243L103 244V246L104 247H102V245H101ZM106 243H108L107 244V247H106ZM14 244H15V242H14ZM35 244V245H34ZM39 244V245H38ZM243 244V245H242ZM5 245V246H4ZM9 245H11V246H9ZM38 245V246H37ZM41 245H43L44 247L42 248V249H44V250H42L41 248V250L44 252L43 254H42V251H41V255L42 256H44V254H45V256L44 257H46L47 259H50V260H48V262L49 261H51V262H49V263H52V264H74L71 260H67V259H64V257H63V254H61V256H62V258H61V256L59 255L60 253L58 252V249L56 248V247H53L52 246V250H51V252L50 253H48V255H47V253L46 252H48L47 251V249H46V246L44 245V244H41ZM19 246V245H18ZM29 248H28V247ZM55 246V245H54ZM94 246H96V248L94 247ZM97 246H101L100 248H98V250H97ZM9 247V248H8ZM27 247V248H26ZM40 247H42V246H40ZM64 247V248H63ZM67 247V248H66ZM93 247H94V249H93ZM32 248V249H31ZM103 248V249H102ZM8 249V250H7ZM27 249V250H26ZM66 249V250H65ZM7 250V251H6ZM10 250H11V254H9L10 253ZM32 250H33V253H32ZM71 250V251H70ZM170 250H171V255H170V258L171 259H173V263L172 264H181V262H184L186 259H182V260H179L178 259V261H177V258H178V255H177V252H179V251H177V247H170ZM169 250V251H170ZM4 253H3V252ZM35 251V252H34ZM46 251V252H45ZM95 251V252H94ZM97 251H99L100 253H98ZM55 252H58L57 254L55 253ZM166 252V253H165ZM3 253V254H2ZM17 253V254H16ZM37 253V252H36ZM35 253V255H38V253L36 254ZM180 253V252H179ZM19 254V255H18ZM28 254V255H27ZM40 254V253H39ZM106 254H109V255H106ZM5 255V256H4ZM160 255V256H159ZM218 255H220L222 258H224L223 260H222V258H219L218 257ZM2 256H4V258L2 257ZM19 258H17V257ZM20 256H22V257H20ZM27 256H28V259H27ZM30 256H32V257H30ZM56 256V257H55ZM216 258H215V257ZM55 257V258H54ZM60 257V258H59ZM116 257V258H115ZM22 258V259H21ZM54 258V259H53ZM57 258V259H56ZM258 258H261V259H258ZM15 259V260H16ZM35 261H34V260ZM59 259V260H58ZM107 259V260H106ZM10 260V261H9ZM221 260H222V262H221ZM19 261H15L14 263H10V264H16V262H18V264H21V263H19ZM62 261V262H61ZM257 262V263H256ZM35 264H36V262H35Z\"/></svg>",
	"mask_w": 264,
	"mask_h": 264
},
{
	"label": "bare ground",
	"instance_id": "bare-ground-1",
	"mask_svg": "<svg viewBox=\"0 0 264 264\" xmlns=\"http://www.w3.org/2000/svg\"><path fill=\"white\" fill-rule=\"evenodd\" d=\"M3 1V0H2ZM2 1H1V3H2ZM4 1H7V0H4ZM9 1H11V0H9ZM13 1V0H12ZM12 1L11 2H8V3H10V4H13L12 3ZM18 1L19 0H17V3H18ZM67 1V0H66ZM90 1V0H89ZM93 1V0H92ZM135 1V0H134ZM133 0H132V2L133 3H135L136 4V2H138L137 4H139V1L138 0H136V2H134ZM143 1V2H142ZM144 1H145V3H144ZM152 0H140V4H142V3H144V5L145 6H142L143 8L144 7H147L148 5V7H150L151 5H152V3L154 4V2H157V3H155V4H157L158 5V0H156V1H152ZM160 1V4H159V6H157L156 5V7H155V4H154V8L152 7H150L151 9H149V8H145V10H143V9H141L142 7H140V9L141 10H143V11H139V12H142V15H139L138 14V12H136L137 14H138V16H139V21H140V24L138 23V28L139 27H142L143 29L144 28H146V30H151V31H153L152 29H154V31L156 30V32H158V30H159V32L158 33H156V32H152L151 33V31L149 32V34H147L148 32L146 31V34H145V36H146V38H148L149 37V39L148 40H150V38H151V42L149 41V43L152 45V37L154 36V38L156 37V35H157V37H158V39H160L159 40V42H161L162 43V40L165 42H163L165 45L167 44V42H168V49H166V47L164 48V47H162L164 44H162V45H160L161 43H159L158 41L156 42L155 40V42L153 41V43L155 44H153V46H154V48H152L153 46H151L150 44V48H148V47H146V42H144L143 44H145L144 46V48H146V49H142V51H141V49H139L140 50V53H137V54H135L134 56V59H133V56H132V51H130V50H132V47H131V49H128L129 51L128 52H126V53H124V54H127L128 53V55H126L125 56V58H129L130 59V57L132 56V59H133V63L135 62H137V66L135 67V69L137 70V72L138 71H142L145 67H148V66H146V65H150V67H148L149 69L151 68H153L154 67V69H155V67L156 68H158V69H156V70H159V67L161 68V66H163V68L162 69H160V70H162V71H160V72H162L161 73V75H159V78H158V80H157V82H156V80L154 81L153 80V78H152V76L153 77H155V75H157V74H159V73H157V74H155L156 72V70L154 71V70H152L151 72H153L155 75H151L150 73L151 72H149V74L148 73H146V71L148 72V70H146V69H148V68H145L144 70H146V71H142V77L143 78H145V79H143V80H141V81H143L142 83V85L143 86H145V84H144V82L148 85V86H145V88H147V91H148V87H149V91H151L152 89H153V94H154V92L156 91V94L154 95V96H156V99H158V102L160 101V102H162L165 98H167V96H165V98H164V95L165 94H167L168 93V90H169V92H172L173 90L175 91V89L177 90V93H176V95L177 96H175V97H173L172 99H170L171 100V102H172V100H174V98L176 99L177 98V102H178V105H177V108H176V105H175V103H173L174 105V108H175V111H177V119H176V121H178V123H177V126H179V127H177L176 129H178L177 131H179V129L182 127V128H184L186 125L188 126V128L189 127H191L189 124H191V123H193V121L195 120H197V119H195L198 115V113H199V111L201 112V114H200V116H198V119L199 120H201L203 123H205V124H215L216 123V125H217V123H221V122H223L224 124H225V122L227 123V122H229L230 123V125L232 124V123H234L236 126H238V127H240L241 125H247L249 122H248V118L249 119H252L251 118V116H253V118L257 115H259L258 116V118H262L263 119V121H264V19H263V21L262 20H256V21H258L257 22V24L258 23H260V24H256V22H255V25L256 26H258V27H256V29H255V27H254V29L253 30H250V27H249V25L252 23V20L256 17V15H254V18L253 19H251V17H250V15L253 17V14L251 13L249 16H247L246 14H245V12H241V15H240V13H238V17L239 18H237L238 19V21H236V24H237V22L239 23L240 21H242V22H244V24H242V22H240L239 24H237V26L235 25V26H231V28H230V25L232 24V25H234L233 24V19L231 20L230 19V17L233 15H227L226 13H225V10L227 9V7H226V9L225 8H223V10H224V12L222 13L221 12V8L222 7H224V6H221V5H219L217 2H216V0L214 1V0H175L174 1V5H172L173 3V1L170 3V0H162L163 1V3L161 2V0H159ZM208 1V2H207ZM218 1V0H217ZM229 1V0H228ZM236 1H238V0H236ZM242 1V4L245 2L246 4H247V1L248 0H239L238 2H241ZM249 1H251V0H249ZM257 1V0H256ZM259 1V0H258ZM14 2V1H13ZM35 2V1H34ZM91 2V1H90ZM93 2H95V1H93ZM129 2H131V0L129 1ZM142 2V3H141ZM148 2H151V4L149 3L147 6H146V4L148 3ZM168 2V3H167ZM219 2V1H218ZM253 2V0L251 1V2H249V3H252ZM264 2V1H263ZM6 3V2H5ZM16 3V4H17ZM31 3V2H30ZM65 3V2H64ZM88 3V2H87ZM116 3V2H115ZM132 3V4H133ZM161 3H162V5H161ZM165 3V4H164ZM170 3V6L172 7H170L169 5H167V4H169ZM10 4L7 6V7H9L10 6ZM20 4V2L17 4V6ZM21 6L23 7V5L25 4V2L23 3V2H21ZM69 4H70V2H69ZM89 4V3H88ZM130 4V3H129ZM131 4V5H132ZM209 4V5H208ZM218 4V5H217ZM221 4H222V2H221ZM256 4H258V3H256ZM7 5V4H6ZM65 5H68V4H65ZM143 5V4H142ZM166 5H167V10H171V11H167L166 9H164V8H162L163 6H165V8H166ZM175 5H177V7H175L174 8V6ZM225 5V4H224ZM3 6H4V4H3ZM29 6H30V4H29ZM62 6V5H61ZM64 6V5H63ZM171 8V9H169V7ZM229 6V5H228ZM247 6H249V7H251V5H247ZM253 6V5H252ZM0 7H1V4H0ZM12 7H13V5H12ZM52 7V6H51ZM221 7V8H220ZM233 7V6H232ZM5 8V7H4ZM4 8L2 9V12L4 13ZM21 8V7H20ZM112 8H114V7H112ZM125 8V7H124ZM128 8L130 9V7L128 6ZM131 8H132V6H131ZM229 8V7H228ZM259 8V7H258ZM8 9V8H7ZM15 9V8H14ZM173 9V10H172ZM231 9V8H230ZM236 9V8H235ZM253 9V8H252ZM11 10V9H10ZM13 10V9H12ZM22 10V9H21ZM49 10H50V8H49ZM56 10V9H55ZM112 10V9H111ZM115 10V9H114ZM114 10H112L111 12L112 13H114L115 11ZM137 10V9H136ZM237 10V9H236ZM246 10H247V8H246ZM251 10V9H250ZM249 10V11H250ZM167 11V12H166ZM227 11H228V9H227ZM252 11V10H251ZM255 11V10H254ZM1 12V11H0ZM15 12H17V11H15ZM52 12V11H51ZM55 12V11H54ZM110 12V13H111ZM203 13V15H201L200 13ZM230 12H231V10H230ZM236 12V11H235ZM256 12V14L258 13L257 11H255ZM2 13V14H3ZM6 13V12H5ZM9 13V12H8ZM7 13V14H8ZM11 13H13V12H11ZM220 13H222V15L225 13V15H223V16H221L222 18H220ZM141 14V13H140ZM261 14V13H260ZM104 15V14H103ZM136 15V14H135ZM134 15V16H135ZM235 15V14H234ZM233 15V16H234ZM3 16V15H2ZM137 16V17H138ZM228 16H230L229 17V20L226 18V17ZM243 17V19L241 18V17ZM258 16V15H257ZM1 17V16H0ZM141 17V18H140ZM219 17V18H218ZM245 17H247V18H249V19H247V21H246V19H245ZM108 17L106 16V19H107ZM224 18H226V19H224ZM242 20H241V19ZM106 19H104V22H105V20ZM110 19V18H109ZM218 19H219V24H218ZM220 19H224L225 21H226V23L227 24H225V22H224V24L223 23H220V22H222ZM239 19H240V21H239ZM245 19V21H243ZM258 19V18H257ZM261 19H262V17H261ZM58 20V19H57ZM70 20H72V19H70ZM70 20H67V21H63L62 22V24H57V23H54V24H57V25H54V24H50V26H52V27H48V29L45 31V33L43 34V33H40L39 32V36H42L41 37V39H43L42 41V43L47 47V48H42V50H45L44 52L46 53L47 52V54H45V55H47V56H50L51 57V59H50V61L52 62V67L50 68L51 69V71L52 70H55V71H52L51 72V74H54L53 75V77L55 76V79L53 80L52 78L53 77H51L50 79H49V81L48 82H50V85H54V84H56L58 87H60L59 88V90L57 91V89H58V87L57 86H55V87H53V90H54V92H55V96H54V98L53 99H51L50 97V99L51 100H49L48 99V101H50L49 103H45V104H47V109H50L51 111H53L54 110V112H57L56 114H55V116L58 114V118H57V116L55 117L56 119H53L52 121V128H53V130H51V132L53 131L54 133L53 134H55V136H56V134H57V136L58 135H60V137L62 136V137H67V139L69 140L70 139V137L68 138V136H69V133L71 132V130L73 131L74 129H77L78 127H79V118L81 119L82 118V116H81V113H80V108H81V106H83L84 108L83 109H85V108H87V107H89L90 106V108H93V109H95V108H97V109H99L100 108V111H101V113H104L105 111H106V113H104V114H106L108 117V119L110 120V118L114 115H116V117H114V118H117V114H114L113 113V109H115L116 111H117V109H119V110H121L122 111V107L124 108L125 107V109H127L126 107L127 106H125V105H123V103L125 102V100L124 99H122L121 98V95H120V97H118L119 96V94L120 93H122V92H120L118 95L116 94V93H114V92H111V91H113V89H118L117 88V86L115 87V88H113L112 90L110 89V86H112V85H110L111 84V82H110V84H108L109 82L108 81H106L105 79V81L107 82V86H109L108 87V89L109 90H111L110 92H107L108 91V89H107V87L106 86H102L101 87V85H100V83L101 84H104L103 82H100L98 79V81H97V83H98V86H97V83L95 82V78H99L98 77V75H97V70L99 69H101V70H106L107 68H106V64L105 63H107L106 61L107 60H109L108 58H107V60H106V57H104L105 55V53L104 54H102V55H104L103 57L105 58V61H103L102 62V64H101V62H99V64L97 63L98 61H99V59H101L100 61H102V57H100V56H102V55H100L101 54V52L103 51V50H101V52H100V50H99V48H97V46L96 47H94L95 49H91V48H85L84 47V45H85V40L84 41H82V39H84V35L82 34V32H83V30H82V32L80 31L81 29H78V27L79 28H82L83 27V24H81L82 25V27H80L79 26V24H78V27H76L77 25H76V22H73V21H70ZM223 20V21H224ZM249 20H250V22L251 23H248V24H246V22H249ZM60 21V20H59ZM62 21V20H61ZM69 21V22H68ZM255 21V20H254ZM10 22V21H9ZM8 22V23H9ZM28 22V21H27ZM47 22V21H46ZM65 22V23H64ZM67 22V23H66ZM103 22V20H102V23L105 25V23ZM231 22V23H230ZM7 23V22H6ZM77 23H79V21L77 22ZM229 23H230V25H229ZM235 23V22H234ZM254 23V22H253ZM18 24V23H17ZM31 24V23H30ZM47 24V23H46ZM99 24H101V22L99 23ZM223 24V25H222ZM246 24V25H245ZM6 25H8V24H6ZM102 25V24H101ZM107 25V24H106ZM220 25H222V27L220 26ZM225 25V26H224ZM241 25H243L244 26V28H245V26L247 27V28H249V29H242V27H241ZM248 25V26H247ZM42 26V25H41ZM48 26V25H47ZM91 26V25H90ZM103 26V25H102ZM250 26H252V28H253V24L252 25H250ZM8 27V26H7ZM22 27V26H21ZM20 27V28H21ZM100 27V26H99ZM98 27V28H99ZM105 27V26H104ZM224 27V28H223ZM225 27L227 28H229V29H231L230 30V32H229V29L228 30H226V32H224V34L223 35H221V33H223V32H220V31H224L225 30ZM236 27V28H235ZM8 28H10V27H8ZM12 28H15V27H12ZM136 28V27H135ZM232 28L234 29L233 31H232ZM23 29V28H22ZM86 29H87V27H86ZM100 29H101V27H100ZM104 29V28H103ZM131 29V28H130ZM140 29V28H139ZM139 29H137V30H139ZM215 29H217L216 31L218 32V34H219V36L221 35V36H223V38L221 37V38H218V35L216 36V31H215ZM18 30V29H17ZM85 30V29H84ZM105 30V29H104ZM133 30V29H132ZM142 29H140V31H141ZM164 30H167V32H168V34H170L169 35V37L167 36V34L164 32ZM168 30H171V31H168ZM177 30V31H176ZM247 30H249V31H247ZM20 31V30H19ZM44 31V30H43ZM6 32H7V30H6ZM24 32V31H23ZM22 32V33H23ZM65 32H72V33H74L73 35H71L72 33H70V34H65ZM85 32V31H84ZM89 32V31H88ZM135 32H136V30H135ZM135 32H133V35H134V33ZM144 32H145V30H144ZM170 32H174L173 34L172 33H170ZM36 33H38V31L36 32ZM137 33V32H136ZM92 34V33H91ZM90 34V35H91ZM150 34H153V36H151ZM156 34V35H155ZM215 34V35H214ZM97 35V34H96ZM132 35V36H133ZM136 35V34H135ZM143 35V34H142ZM150 35V36H149ZM164 35H166V37L168 38V39H165L166 37L164 36ZM225 35V36H224ZM116 36V35H115ZM128 36H130V35H128ZM127 36V37H128ZM131 36V37H132ZM138 36V35H137ZM139 36H140V34H139ZM126 37V38H127ZM163 37H165L164 39H163ZM8 38V37H7ZM6 38V39H7ZM141 38V37H140ZM139 38V39H140ZM142 38H144V36L142 37ZM145 38V39H146ZM1 39H2V37H1ZM33 39V38H32ZM40 39V40H41ZM94 39H95V37H94ZM115 39V38H114ZM120 39H122V37H120ZM157 38H156V40H158ZM40 40H38V43H39V41ZM76 42H74V41ZM124 40V39H123ZM127 41H129V40H131L130 38H129V40H128V38L126 39ZM143 40V39H142ZM7 41V40H6ZM94 41V40H93ZM96 41H97V39H96ZM95 41V42H96ZM111 41V40H110ZM136 41V40H135ZM144 41H147V39L146 40H144ZM41 42V41H40ZM79 42H81L80 43V48L81 49H79V48H77V43H79ZM84 42V45H82V43ZM107 42H108V40H107ZM121 42V41H120ZM124 43L126 42L125 40L123 41ZM141 41L139 40V43H140ZM35 43V42H34ZM38 43H36L35 44V46H38V47H41V46H44V45H41L40 46V43L38 44ZM171 45H170V44ZM4 44V43H3ZM7 44V43H6ZM6 44H4V46H2V47H4V49H5V47H6ZM108 44V43H107ZM116 44H118L117 42H116ZM121 44H122V42H121ZM126 44H127V42L125 43V44H122V45H125L126 46ZM129 44H131V42L129 43ZM143 44H142V46H143ZM157 44V45H156ZM159 44V45H158ZM201 44L204 46V44L206 45V46H208V45H216L217 47H218V50L222 53V55H221V57L219 56V59H218V61H214V62H217V64H215L214 62H213V60L215 59V58H213L211 61L214 63H212L213 64V66L211 65V66H209L210 65V63L209 64H207L208 66H209V68L211 67V69H209L208 70V68H207V65H206V68H207V70H203L204 72L205 71H208V73L206 74L207 76H206V78H207V82L204 84H201V85H198V87L194 90V91H192L191 89V84H193V83H190L189 84V82H187V80H189L190 79V75L192 76H195L194 75V73L195 74H197L196 72L198 71V70H200V68L202 69V67H200L201 65H203V64H201L200 65V63L203 61V63L205 62V59L207 60V59H210V58H207L208 56L209 57H211L212 56V53H213V51H212V49L211 48H209V46L208 47H204L205 49H202L203 47L201 46ZM7 45H9V44H7ZM98 45V44H97ZM105 45V44H104ZM121 45V46H122ZM201 46L202 48H200V47H197V46ZM10 46V45H9ZM100 46H101V44H100ZM106 46V45H105ZM141 46V47H142ZM157 46V47H156ZM159 46L160 47H162V48H164L165 50H167V53H166V51L165 50H159L160 48H159ZM169 46H170V48H169ZM193 46H195V47H193ZM8 47V46H7ZM109 47H110V45H109ZM120 47V46H119ZM140 47V48H141ZM9 48H11V47H8V49ZM103 48H105V47H103ZM111 48V47H110ZM122 48H123V46H122ZM129 48V47H128ZM159 48V49H158ZM161 48V49H162ZM15 49V48H14ZM17 49V48H16ZM40 49V48H39ZM116 49H117V47H116ZM127 49V48H126ZM125 49V50H126ZM136 49H137V47H136ZM244 49H246L248 52H245V50ZM249 49V50H248ZM107 50V49H106ZM120 50V49H119ZM119 50H117V52L119 51ZM123 50V49H122ZM159 50V51H158ZM203 50H205V51H203ZM5 51V50H4ZM108 51V50H107ZM121 51V50H120ZM135 51L136 50H134V52L133 53H135ZM161 51H162V53H161ZM164 51H165V53H164ZM212 51V53H211V56H210V52ZM100 52V53H99ZM114 52H116V50H114ZM116 52V53H117ZM137 52V51H136ZM139 52V51H138ZM197 52H199L198 53V56H202V57H204V56H207V57H205V59L204 60H202L201 62H199L200 60H199V58L200 57H198L197 58ZM202 52H204L202 55L200 54V53H202ZM5 52H3V54H4ZM11 53V52H10ZM119 53V52H118ZM117 53V54H118ZM160 53H161V56H160ZM220 53V54H221ZM3 54H1L3 57H1V58H3V59H5V56H6V54L8 55V52H6L5 53V56L3 55ZM117 54H115V55H117ZM120 54V53H119ZM123 54V55H124ZM129 54L131 55V56H129ZM214 54V53H213ZM218 54V53H217ZM10 55V54H9ZM107 55V54H106ZM111 55V54H110ZM114 55V54H113ZM215 55H216V53H215ZM16 56H17V54H16ZM107 56H109V55H107ZM118 56V55H117ZM117 56H116V58H117ZM162 56H163V58H162ZM110 57V56H109ZM201 57V58H202ZM0 58V59H1ZM8 58V57H7ZM11 58V57H10ZM97 58H98V61H96L97 60ZM112 58V57H111ZM110 58V59H111ZM121 58H122V56H121ZM172 58V60H174V61H170V59ZM113 59V58H112ZM111 59V60H112ZM129 59H127V60H129ZM104 60V59H103ZM111 60H110V62H111ZM118 60H119V58H118ZM177 60V61H176ZM197 60V61H196ZM49 61V62H50ZM114 61V60H113ZM130 61H131V59H130ZM170 61V62H169ZM210 61V60H209ZM6 62V61H5ZM8 62V61H7ZM50 62V63H51ZM110 62H108V63H110ZM127 62V61H126ZM125 61H124V63H126ZM174 62V64L172 65V63ZM199 62V65L198 66H196L197 64L196 63H198ZM208 62V61H207ZM105 65H104V64ZM107 63V64H108ZM115 63V62H114ZM114 63H113V65H114ZM117 63V62H116ZM129 63H132V61L131 62H129ZM128 63V64H129ZM176 63V64H175ZM206 63V62H205ZM204 63V64H205ZM4 64V63H3ZM97 65H99V66H97ZM101 65V66H100ZM113 65H107V67L109 68V66H113ZM116 65V64H115ZM134 65H136V64H134ZM8 66V65H7ZM13 66H14V64L12 65V70L10 71L11 73L12 72H16L17 71V69L16 70H13L14 68H13ZM119 66V65H118ZM9 67V66H8ZM11 67V66H10ZM9 67V68H10ZM18 67V66H17ZM99 67V68H98ZM110 67V68H111ZM132 67H134V66H132ZM199 67V68H198ZM8 68V69H9ZM40 68V67H39ZM47 68V67H46ZM131 67L129 66V69H130ZM205 68V69H206ZM112 70V72H113V70H114V73H116L115 72V69H113V67L111 68ZM117 69V68H116ZM132 69H134V68H132ZM204 69V68H203ZM38 70V69H37ZM43 70V69H42ZM100 70V71H101ZM120 70H122V69H120ZM119 70V71H120ZM123 70H125L126 71V68H124ZM111 71H109L110 73H108V72H106V74L108 73V74H110V75H115L114 73H111ZM158 71V72H159ZM201 71V70H200ZM200 71H198V74H200V73H203V72H200ZM50 72V71H49ZM145 74H144V73ZM200 72V73H199ZM11 73H9V78L11 79V77H14V76H20V77H23V78H21L23 81H24V77H25V75L22 73L21 75H15V73L14 74H12V75H10ZM19 73V72H18ZM17 73V74H18ZM41 74V73H40ZM98 74H100V73H98ZM107 74V75H108ZM117 74V73H116ZM133 74H139V73H135V70H134V72L132 71V75ZM203 74H205V73H203ZM5 75V77H6V74H4ZM57 75H59L58 76V78H59V82H58V80H57ZM97 75V76H96ZM104 75V74H103ZM102 75V76H103ZM151 75V76H150ZM27 76V75H26ZM105 76V75H104ZM112 76H110L111 77V79H116V75L115 76H113V77H115V78H113ZM122 76V75H121ZM126 76H127V74H126ZM197 76V75H196ZM195 76V77H196ZM201 76V75H200ZM199 76V77H200ZM198 77V78H199ZM15 78V77H14ZM28 78V77H27ZM103 78V77H102ZM119 78V77H118ZM122 78V77H121ZM134 78H136V77H134ZM177 78V80H175ZM192 78V77H191ZM197 78V77H196ZM196 78H194V79H196ZM248 78V79H247ZM5 79V81H7V84H8V86H9V83L11 84V82H9V81H12V80H6V78H4ZM16 79V78H15ZM21 79H19V81L21 80ZM106 79H108V78H106ZM110 79V78H109ZM108 79V80H109ZM110 79V81H112ZM120 79V78H119ZM140 79V78H139ZM142 79V78H141ZM175 81H174V80ZM203 79H205V76H204V78ZM16 80H18V79H16ZM118 80V79H117ZM116 80V81H117ZM145 80V81H144ZM5 81H3L4 83H5ZM25 81H26V79H25ZM24 81V82H25ZM29 81V80H28ZM47 81V80H46ZM102 81V80H101ZM114 81V80H113ZM121 81V80H120ZM122 81H123V79H122ZM140 81V82H141ZM192 81H195V80H192ZM191 81V82H192ZM2 82V84H3V86H4V83ZM9 82V83H8ZM22 82V81H21ZM24 82H22L23 83V85H24ZM57 82L59 83V84H57ZM100 82V83H99ZM174 83V85L172 84V83ZM176 82V83H175ZM17 83V82H16ZM28 83V82H27ZM118 83H120V82H118ZM122 83V82H121ZM124 83V82H123ZM2 84H0V85H2ZM6 84V85H7ZM21 84V83H20ZM116 84H117V82H116ZM15 85V84H14ZM13 85V86H14ZM27 85V84H26ZM120 85V87H121V84H119ZM123 85H125L126 86V84H123ZM122 85V86H123ZM141 85V84H140ZM171 85H173V87L171 86ZM7 86V87H8ZM12 86V85H11ZM11 86H9V87H11ZM15 86H17V85H15ZM20 86V85H19ZM194 86H195V84H194ZM194 86H192V87H194ZM197 86V85H196ZM195 86V87H196ZM21 87V86H20ZM27 87H31L29 90H31L32 89V85L31 86H29V84L27 85ZM103 87H105V88H103ZM141 87V86H140ZM12 88V87H11ZM9 89L8 88V90H11V91H13V89ZM18 88V87H17ZM17 88H15V89H17ZM23 88H24V86H23ZM22 88V89H23ZM91 88H93V90L94 89H98L99 91L98 92H96V91H93ZM103 89V91L104 90H106V91H102L101 89ZM144 87H142V88H140L141 89V91L139 92V93H142V92H144V90H142ZM144 88V89H145ZM150 88H152L151 90H150ZM169 88H171V89H173V90H171V89H169ZM175 88V89H174ZM2 89V88H1ZM3 89H5V88H3ZM19 89V88H18ZM154 89H155V91H154ZM188 89H190L189 90V95H191V96H189V97H191V101H190V104L191 103H193V97H192V95L194 96V98L196 97V96H198V97H196L195 98V102L193 103L196 107H198V108H196L195 107V109H193V104L192 105H190V104H182V105H184L185 106V108H186V105H188L187 107L189 108L190 106V108L188 109L187 108V110L185 109V111H184V113H183V111H182V107H181V103H183L184 102V98H186V102H187V97L186 96H188V94H186V93H188ZM6 90V89H5ZM4 90V91H5ZM23 90H26L25 88L23 89ZM28 90V89H27ZM91 92H90V91ZM220 90H223V91H220ZM3 91V93H5ZM10 91V92H11ZM22 91V90H21ZM34 91V90H33ZM33 91H31L32 93H33ZM117 92H118V90H116ZM119 91H122V90H119ZM123 91H124V89H123ZM146 91V92H147ZM173 91V92H174ZM187 91V92H186ZM198 93V95H195V94H197L196 92ZM1 92H2V90L0 91V94H1ZM23 92V91H22ZM31 92L29 93V94H31ZM35 92V91H34ZM48 92V91H47ZM51 92V91H50ZM125 92V91H124ZM152 92V91H151ZM150 92V93H151ZM191 92H194V94H192ZM219 92V93H218ZM2 93V94H3ZM7 93H9V91L7 92ZM15 93V92H14ZM27 93V92H26ZM53 93V92H52ZM112 93H114V94H112ZM184 93L186 94V95H184ZM217 93H218V95L219 94H222V95H224V93H227V95L229 94V96H231L230 98V100H229V102L228 103H226L225 104V98H224V103L222 104V102H221V98H222V96L220 97V96H217ZM36 94V93H35ZM49 94H51V93H49ZM107 94H109L110 96H114L115 94H116V96L117 97H110V96H108L107 97ZM144 94H145V92H144ZM5 95V94H4ZM47 95V94H46ZM130 95V94H129ZM128 95V96H129ZM138 95H140V94H138ZM146 95H147V93H146ZM169 95H171L170 93H169ZM173 95V94H172ZM226 95V94H225ZM224 95V96H225ZM23 95H21V97H22ZM24 96H25V94H24ZM23 96V97H24ZM31 96H33L34 97V95L33 94H31ZM124 95H122V97H123ZM150 96H151V94H150ZM0 97H1V99H2V95H0ZM12 97V96H11ZM13 97H15L14 95H13ZM29 98H30V96H28ZM33 97H32V99H33ZM52 97H53V95H52ZM132 97V96H131ZM140 97H142V98H144L145 97V95H142V96H140ZM151 97H153V96H151ZM5 98V97H4ZM3 98V99H4ZM8 98H10V97H8ZM29 98H27V99H29ZM59 98H61V99H59ZM124 98H125V96H124ZM129 98V97H128ZM147 98H149V97H147L146 96V99L144 100V99H142V100H140V101H142L141 103H140V101L138 100V101H136V104L137 105H139V103H140V106L139 107H134L133 109H131V108H129V109H131V110H133V111H131L129 114H131L130 116L131 117H134V115H137L136 116V118L137 117H139L140 115V117H142V115L143 116H146V117H142V118H144L143 120H146L145 118H149L150 120L152 119L153 120V118H162V119H160V121L161 122H163L164 121V123H165V121H167V119L166 120H164V113H163V115H162V113L161 114H157V113H159V111H160V109H158L159 108V105L158 104H154L153 105V107H152V105H151V109H150V103L152 104V103H154V102H156L157 100H155L154 102H151L152 100H148ZM226 98H228V97H226ZM26 99V100H27ZM140 99V98H139ZM151 99V98H150ZM190 99V98H189ZM193 99V100H192ZM223 99V98H222ZM8 100V99H7ZM24 101V100H22V101H24V103H26V104H28V103H30L31 101H33V103H35L34 102V100H35V97H34V99L33 100H31V98H30V100L31 101H29V102H27V101ZM129 101V100H131L132 101V99L131 98H129V99H126V101ZM134 100V99H133ZM154 100V99H153ZM166 100V99H165ZM167 100H169V99H167ZM131 101H129V102H131ZM135 101V100H134ZM134 101H133V104H134ZM189 101V100H188ZM227 101V100H226ZM2 102V101H1ZM4 102H6V100L4 101ZM111 102V103H110ZM157 102V103H158ZM159 102V103H160ZM163 102H165V101H163ZM174 102H175V100H174ZM185 102V103H186ZM3 103V102H2ZM15 103V102H14ZM24 103H23V105H24ZM32 103V102H31ZM187 103H189V102H187ZM6 104H8L7 102H6ZM6 104H5V107H6ZM44 104V105H45ZM111 104H114V105H111ZM118 104H120V105H118ZM126 104V103H125ZM161 105H160V108H161V106H165L166 104H167V102H166V104L164 105V103H160ZM168 104H170V103H168ZM9 105H10V103H9ZM30 105V104H29ZM34 105H37L36 103L34 104ZM105 105V106H104ZM123 105V106H122ZM127 105V104H126ZM131 105H132V103H131ZM1 106V105H0ZM4 106V105H3ZM2 106V107H3ZM129 106V105H128ZM135 106V105H134ZM155 106V107H154ZM167 106H169V105H167ZM172 106V107H173ZM179 106V107H178ZM2 107H0V109L2 108ZM4 107V108H5ZM27 107H28V105H27ZM36 107V106H35ZM104 107H107L108 108V110H111L112 111V116L110 115H108L107 114V111L108 110H106L105 108H104V112H103V110H101V109H103ZM157 107V108H156ZM172 107H171V109H172ZM245 107V109L244 110H246V108H247V112L246 113H244L243 115H242V113L241 112H243L242 110L240 111V109H243ZM30 108V107H29ZM121 108V109H120ZM168 108V107H167ZM167 108H164L165 110H167ZM180 109V111L178 112V110ZM192 108V109H191ZM6 109V108H5ZM4 109V110H5ZM8 109L10 110L11 109V107L9 106H7V111H8ZM163 109V108H162ZM170 109V108H169ZM176 109H178V110H176ZM249 109V110H248ZM3 110V111H4ZM114 110V111H115ZM118 110V111H119ZM128 110V109H127ZM159 110V111H158ZM174 110V109H173ZM193 110H197V111H193ZM1 111H2V109H1ZM6 111V110H5ZM4 111V112H5ZM48 111V110H47ZM82 111V110H81ZM85 111V110H84ZM90 111V110H89ZM111 111H109V112H111ZM117 111V112H118ZM120 111V112H121ZM124 111V110H123ZM122 111V112H123ZM135 111H136V113H135ZM150 111V112H149ZM172 111V110H171ZM174 111V113L176 114V112ZM191 111H193V112H191ZM46 112V111H45ZM108 112V113H109ZM119 112V113H120ZM128 112H129V110H128ZM152 112V113H151ZM167 112H168V110H167ZM166 112V113H167ZM186 112V113H185ZM196 112H197V114H196ZM231 112V113H230ZM5 113H7V112H5ZM9 113V112H8ZM51 113H53V112H51ZM84 113H86V112H84ZM96 113H98V112H96ZM100 113V114H101ZM116 113V112H115ZM127 113V112H126ZM187 113H190L189 115L187 114ZM192 113H193V115H192ZM195 113V114H194ZM238 113H239V115H238ZM247 113H248V115H247ZM4 114V113H3ZM49 114H50V111H49ZM99 114V115H100ZM124 115H125V113H123ZM140 114V115H139ZM175 114H174V116H175ZM231 114L232 115H234V116H231ZM7 115V117H8V114H6ZM54 115V114H53ZM83 115V114H82ZM94 115V114H93ZM105 115V116H106ZM128 114H126V116H127ZM228 115V116H227ZM229 115L232 117H229ZM241 115H242V117H241ZM247 115V117H245ZM255 115V116H254ZM13 115H11V117H12ZM81 116V117H80ZM85 116V115H84ZM119 116V115H118ZM123 116V115H122ZM196 116V117H195ZM87 117V116H86ZM97 117H99L98 115H97ZM166 117V116H165ZM170 117V116H169ZM168 117V120L169 119H172L173 117H170L169 118ZM195 117V118H194ZM1 118V117H0ZM88 118V117H87ZM92 118H94L93 116H92ZM106 118V119H107ZM128 118H130L129 116H128ZM167 118V117H166ZM257 118V117H256ZM257 118V119H258ZM3 119H4V117H3ZM84 119V118H83ZM95 119V118H94ZM113 119V117L111 118V120ZM119 119V118H118ZM127 119V118H126ZM148 119V120H149ZM262 119H260V120H262ZM1 120H2V118L0 119V122H1ZM85 121L87 120V119H84ZM90 120V119H89ZM110 120V122H112ZM156 120V119H155ZM154 120V121H155ZM246 120H247V122H246ZM97 121V120H96ZM108 121V120H107ZM113 121H116V119L115 120H113ZM119 121V120H118ZM117 121V122H118ZM132 121H133V119H132ZM134 121H136V120H134ZM147 121V120H146ZM154 121L152 122L153 124H154ZM157 121H159V120H157ZM173 121H174V119H173ZM217 121H219V122H217ZM233 121V122H232ZM8 122V121H7ZM79 124H78V123ZM83 122V121H82ZM87 122V121H86ZM89 122V121H88ZM87 122V123H88ZM93 122V121H92ZM121 122V121H120ZM131 122V121H130ZM161 122L159 123V124H161ZM170 122H172V120L170 121ZM169 122V123H170ZM179 122H181V124L183 123V126H181L180 127V123ZM197 122V121H196ZM212 122H214V123H212ZM232 122V123H231ZM3 123V122H2ZM108 123V124H107ZM106 124L107 125H109V128H110V124H109V121L107 122ZM129 122H127V124H128ZM146 123V122H145ZM157 123V122H156ZM155 123V124H156ZM163 123V124H164ZM195 123V122H194ZM193 123V124H194ZM201 123V122H200ZM199 123V124H200ZM202 123V124H203ZM222 123V124H223ZM228 123V124H229ZM1 124V123H0ZM7 124V123H6ZM13 124V123H12ZM51 124V123H50ZM84 124V123H83ZM116 124V123H115ZM127 124H126V127L124 128V130H126V128H127ZM150 124H151V122H150ZM159 124H158V128L156 127H153L152 126V128H155V129H159L160 127H161V125H160V127H159ZM166 124V123H165ZM174 124H175V122H174ZM202 124H201V126H202ZM207 125V126H210V125ZM81 125V124H80ZM86 125H88V124H86ZM92 125H95V124H92ZM91 125V126H92ZM113 125H114V123H113ZM117 125V124H116ZM167 125V127H169L168 126V123L166 124ZM185 125V126H184ZM211 125V126H212ZM234 125V126H235ZM245 125V126H246ZM2 126V124L0 125V127ZM5 126V125H4ZM10 126L12 127V125L10 124ZM19 126V125H18ZM125 126V125H124ZM124 126H122L121 125V123H120V125H118L117 127H119L118 129H120V128H123ZM164 126V125H163ZM163 126H162V128L161 129H163ZM172 126H174V125H172ZM186 126V127H187ZM205 126V125H204ZM206 126V127H207ZM211 126H210V128H211ZM224 126V125H223ZM227 126V125H226ZM244 126V127H245ZM8 127V126H7ZM96 127V126H95ZM94 127V129H96ZM98 127V126H97ZM150 127V126H149ZM193 127V126H192ZM244 127H243V129H244ZM4 128V127H3ZM10 128V127H9ZM19 128V127H18ZM87 128V127H86ZM86 128H84V129H86ZM105 128H107V127H105ZM114 128V127H113ZM116 128V127H115ZM129 128V127H128ZM132 128V127H131ZM137 128V127H136ZM148 128V127H147ZM151 128V127H150ZM149 128V129H150ZM171 128V127H170ZM169 128V129H170ZM174 128H175V126H174ZM209 128V129H210ZM212 128H214V125L212 126ZM241 128V127H240ZM246 128V127H245ZM2 131H3V129L2 128H0ZM34 129V128H33ZM78 129H80V127L78 128ZM92 129V128H91ZM117 129V128H116ZM118 129H117V131H118ZM155 129H152V131L153 130H155ZM164 129L165 130H163L162 132L164 133V132H166V130H167V132H168V129L164 126ZM172 129V128H171ZM170 129V130H171ZM205 129V128H204ZM208 129V128H207ZM5 130H7L8 131V129L7 128H5L4 129V131ZM13 130V128L12 129H9V131H8V133L10 132V131H12ZM19 130V129H18ZM17 130V131H18ZM32 129H30V131H31ZM38 130V129H37ZM93 130V129H92ZM112 130V129H111ZM123 130V129H122ZM122 130H120L119 131V133H122L123 131ZM185 131H186V128L184 129ZM184 130H183V132H184ZM188 130V129H187ZM211 130V129H210ZM214 130V129H213ZM6 131V132H7ZM17 131H15L16 133H17ZM39 131V130H38ZM81 131V130H80ZM86 131V130H85ZM96 131V130H95ZM101 131V130H100ZM103 131V130H102ZM110 131V130H109ZM112 131H114V130H112ZM133 131H134V128H133ZM139 131V130H138ZM141 131V130H140ZM160 129H159V132H157L156 134L153 132V133H150V135H147L148 137H145L147 140L145 141V142H143V141H138V144H137V142H135L134 143V141L132 142H130L129 140V138H128V134H127V132H125L124 131V133L127 135V138L129 139H126L127 140V142H126V140H125V142L121 139L120 141L121 142H115V141H117V140H115V141H113L114 139H108L107 140V138L109 137V135H108V137L105 139V137L104 138H100V139H98L99 141H93V140H91V136H93V135H89V134H87V133H83V134H85V136H87V138H88V140H86V138L85 137H83V138H85V140H83V138H81V136H83V135H80V139H82V140H80V142L79 143H81L80 145L81 146H79V147H77L78 145L76 144V142H75V144H74V142H73V144L72 145H70V144H68L67 142H65V141H63V142H60L61 140H58L59 141V145H57L56 143H55V145H51V150H52V148H55L56 150H57V153H61V154H65V156L67 155V156H69L68 157V161L69 162H67V160H66V163L68 164V163H70V162H72L71 161V159L73 160V159H75V160H77L78 161V158H79V163L81 162V168H82V166H84V165H86V166H84V168L85 167H87V166H91V169H100L101 167L102 168H108L109 166H115V167H111V169H114V168H116V166L118 165L117 163H119L120 162V164H121V159L122 158H124V156L126 157L127 156V159H129V161H138V162H136V163H134V165H137V163L139 164V166H140V168H139V166H137L138 167V169H137V167L136 166H134V168H131V169H128L129 170V173H130V178H129V182H130V185L132 186L133 185V187H134V185H136V187H138L139 188V186H141L140 187V189L141 188H145V186H148L147 184H148V182H149V185H151L150 187H152L151 188V191H153V192H151V194H153V195H155V197L156 196H158V195H161V196H164V197H162V198H165V202H166V204L165 205H162V207L161 206H159V207H157L156 208V210H152V209H150V211L151 212H149L147 215L145 214V212L147 213L148 211L147 210H145L143 207H142V212L140 211L141 209H139V207H137L138 205H136L137 204V202L138 201H142V202H144V204L147 202V201H149L150 199V197L152 198V196H151V194H150V196H149V194H146V193H144L146 190H147V188H145V191L144 192H138V193H136V192H134L135 190H133V188H132V191H131V189L128 191V193H130V194H128V193H126L127 194V197L125 198L124 196V198L121 196L120 198L121 199H123V200H120V199H117V200H120L122 203H120L119 201V203H112V201H110V203H112V204H115V206H116V208H115V206L114 207H112L111 206V208H110V210L111 211H113L112 212V216L113 217H115V218H117V220H119V221H121L122 222V224H121V227H119V225L117 224V227L118 228H120V229H122V230H120V232H122V236H123V234H124V236H127V235H129V236H131V235H135V234H141L142 233V231H144L145 232V234L148 236V238H146V243H149V246L150 247H152L153 249L154 248H156V250H152L151 252L154 254V252H155V254H156V251H158V252H160L161 251V248H165V247H169V250H170V247L172 248V247H177V251H179V252H177V255H178V258H177V261H178V259L179 260H182V259H186L184 262H181V264H190V263H192V261H191V259H190V256H189V252H190V250H191V245H193V244H196V241L197 240H201V241H207L208 239H209V229H208V225H206V224H204L203 222V224H201V226H199V225H197V223H198V221L196 220V222L197 223H195L194 224V221H193V219L194 218H192V219H190V217L191 216H189L190 215V213L188 214V210H189V208H192L193 210L196 208V209H198L197 207H202V206H206V209H201V210H206V212L208 211V201H210L211 199L210 198H212V197H214V195H213V192H212V187H211V184L210 183H208V182H210L212 179H213V176H215V174H216V176L218 175L217 174V172L215 173L214 172V175H212L211 173H213V172H209V171H205V170H201V168L199 169L198 168V166H199V164H197V163H201V161H199V162H197V161H194V163L195 162H197V163H193L192 162V160H195V159H193V158H195V157H192V156H194L192 153H194L195 154V156H196V154L197 153H200V155H198L197 154V156H198V159L199 160H202L203 158L207 161V159H208V161L210 160L209 159V157L211 156V154H215L216 152H214V150L212 149V148H214L215 147V144H214V146L213 145H211L210 146V144H208V145H206V143L205 142H208V141H205V140H203L204 138H202V140H200L199 141V143H201V141H202V143L204 142L205 143V145L207 146L206 148H205V145H204V143H203V145L204 146H200V145H202V144H199V143H197V141L199 140V138L198 137H196V136H198V135H196V136H193L194 135V133H192V134H190L189 135V132H191V130L190 131H186V132H188V133H182V131L180 132V134H182V135H180L179 133H175V131H174V133L177 135V134H179V135H177V139L176 140H184V141H181L182 142V144H180V142H178L179 143V145H178V143H177V141L175 142V145L174 144H172L174 147H172V148H174V149H168L169 147L171 148V146H169V147H162L163 145H159V144H161L162 142V144H164V142H165V140L163 141L162 140V138L164 137V134L162 133H160ZM208 131V130H207ZM212 131V130H211ZM34 132V131H33ZM32 132V133H33ZM75 132V131H74ZM82 132V131H81ZM90 132H92V131H90ZM132 132V131H131ZM151 132V131H150ZM193 132V131H192ZM4 133V132H3ZM13 133V132H12ZM37 134H39L38 132H36ZM100 133V132H99ZM114 133H117V132H114ZM129 133V132H128ZM142 133V132H141ZM141 133H140V135H141ZM149 133V132H148ZM171 132L169 131V134H170ZM204 133V132H203ZM0 134H2V133H0ZM22 134V133H21ZM52 134V135H53ZM77 134H78V132H77ZM95 134V133H94ZM97 134V133H96ZM105 134V133H104ZM104 134H102V136L104 135ZM123 134V133H122ZM139 134V133H138ZM174 134V135H175ZM184 134V135H183ZM185 134H187L186 136H185ZM208 134V133H207ZM4 135V134H3ZM9 135V134H8ZM11 135V134H10ZM9 135V136H10ZM18 135H19V133H18ZM42 135V134H41ZM75 135V134H74ZM89 135V136H88ZM101 135V134H100ZM160 135H163V137L162 136H160ZM166 135V134H165ZM202 135H204L205 136V134H202ZM9 136H6V137H9ZM38 136V135H37ZM43 136V135H42ZM70 136H71V134H70ZM77 136V135H76ZM105 136V135H104ZM114 136V135H113ZM122 136V138L124 137V135H121ZM160 136V137H159ZM169 136V135H168ZM188 136V137H187ZM190 136V137H189ZM192 136L194 137V138H192ZM201 136V135H200ZM207 136H210L211 137V134H209V135H206L205 137H207ZM2 137V136H1ZM30 137H31V135H30ZM33 137H34V135H33ZM33 137H32V139H33ZM35 137H36V134H35ZM39 137V136H38ZM41 137V136H40ZM39 137V138H40ZM78 137V136H77ZM76 137V138H77ZM89 137H90V140H89ZM97 137V136H96ZM174 137V136H173ZM172 137V138H173ZM202 137V136H201ZM37 138V137H36ZM56 138V137H55ZM110 138V137H109ZM154 138H156V139H158V140H155ZM161 138V139H160ZM167 138V137H166ZM172 138H170V139H172ZM198 140H197V139ZM212 138V137H211ZM211 138H209L210 139V141H211ZM9 139V138H8ZM26 140H27V138H25ZM24 139V140H25ZM46 139V138H45ZM58 139H62V138H58ZM104 139V140H103ZM120 139V138H119ZM132 139V138H131ZM170 139H168L169 140V142H170ZM197 141H196V140ZM206 139V138H205ZM21 140H22V138H21ZM25 140V141H26ZM30 140V139H29ZM55 140V139H54ZM74 140V139H73ZM77 140V139H76ZM106 140V141H105ZM145 140V139H144ZM154 140H155V142H154ZM159 140H160V142L161 143H159V144H157L156 142H159ZM162 140V141H161ZM168 140H167V145L169 144V142H168ZM173 140L175 141V138H173ZM192 140H195V141H193L192 142ZM34 141V140H33ZM38 141V140H37ZM40 141V140H39ZM38 141V143H39V145L41 144V141L39 142ZM55 141H57V140H55ZM71 140H69V142H70ZM172 141V140H171ZM174 141H173V143H174ZM212 141H214V140H212ZM34 142H36V141H34ZM33 142V143H34ZM71 142V143H72ZM141 142V143H140ZM143 142V143H142ZM190 142H192V144L190 143ZM194 142H195V144H194ZM17 143V142H16ZM27 143V142H26ZM32 143V141H31V144H33ZM37 142H36V144H38ZM51 143V142H50ZM140 143V144H139ZM156 143V144H155ZM177 143V144H176ZM210 143V142H209ZM216 143V142H215ZM28 144V143H27ZM52 144V143H51ZM53 144H54V142H53ZM171 144V143H170ZM34 145V144H33ZM33 145H32V147H33ZM42 145V144H41ZM83 145V146H82ZM165 145H166V143H165ZM178 145V146H177ZM199 145V146H198ZM216 145L218 146V144L216 143ZM175 146H177V148L175 147ZM213 146V147H212ZM29 147V146H28ZM27 147V148H28ZM36 147V146H35ZM41 147V146H40ZM40 147H38L39 149H40ZM117 148V151H115L116 149H114V151H112L111 149H113V148ZM160 147H162L161 149H159ZM243 147V146H242ZM38 148L36 149V151L38 150ZM45 148V147H44ZM105 148H106V150H110V152H111V155H113V154H115L116 156H114V157H117V154H118V157L117 158H120L121 156H122V158H120L119 160L120 161H118L117 159L115 160V159H113V160H115V162L116 161H118L117 163H116V165H115V163H113V164H110L109 166H108V162L107 161H111V163H112V161L113 160H110L109 158H108V160L106 161L105 159H102L103 157H101V158H99V156H97L98 154H100L101 152H105ZM167 148V149H166ZM244 148V149H243ZM243 148H241L240 150H242V152L240 153L239 151L237 152V153H240V154H245V155H248V156H250L249 154L252 152V150L251 151H249L247 148L245 149V146L243 147ZM102 149L104 150V151H102ZM154 149H156V150H154ZM252 149V148H251ZM28 150H30L31 151V146H30V149H28ZM50 150V151H51ZM155 151L154 152V154H158L159 155V158L158 159H162V156H164V157H169L168 155H171V158L173 157L174 159H175V154H177V156H176V158H177V162H178V160L179 159H181V161L183 160V162H186V161H184V158L186 157V156H191V157H188V159L189 158H191V159H187V158H185V159H187L188 161H190V163L192 162L194 165H198L197 167L196 166H194L192 163V166H194L195 168H193L192 166V168L193 169H188V168H190L189 166L187 167V166H185V164L186 163H189V162H186L183 166H185V167H187L186 169H181V168H183V166L180 164V163H177V173H176V171L175 170H172V173H161V172H166V171H162L161 169V171L160 172H158V170H153V168L151 167V165L152 166H154L152 163L150 164V166H149V168H147V167H145V166H148L147 165V162H148V164H149V159L148 158H150L149 157V154H151L150 153V151L151 152H153V151ZM216 150H217V148H216ZM246 150V151H245ZM34 151V150H33ZM39 151V150H38ZM37 151V152H38ZM243 151H245V153H243ZM247 151H248V153H247ZM41 152V151H40ZM52 152H55L56 153V151H52ZM157 152V153H156ZM30 154H31V152H29ZM35 153V152H34ZM51 153V152H50ZM54 153V154H55ZM56 153V154H57ZM85 153V156H87V157H85L83 154ZM107 153V152H106ZM109 153V152H108ZM113 153V154H112ZM187 153V155H185ZM189 153V154H188ZM219 153V151L217 152V154ZM53 154V153H52ZM53 154V155H54ZM56 154H55V156H56ZM60 154V156H62ZM110 154V153H109ZM153 154V153H152ZM150 155L152 158H153V160H157V162H159L158 161V159H154V157H155V155ZM161 154V155H160ZM191 154V155H190ZM259 154H261L262 155V153H259ZM33 155V154H32ZM36 155V154H35ZM40 155V154H39ZM76 155V156H75ZM77 155H80L79 157H77ZM101 155L102 156H104L103 155V153H101ZM107 155V154H106ZM252 155V154H251ZM48 156H50V155H48ZM57 156H58V154H57ZM60 156H59V158H60ZM83 156V157H82ZM91 156V157H90ZM154 156V157H153ZM160 156H161V158H160ZM215 156V155H214ZM213 156V157H214ZM218 156H220V155H218ZM253 156V155H252ZM30 157V156H29ZM33 157H34V155H33ZM129 157V158H128ZM140 157H142V160H144L143 162H141L142 164L143 163H145L146 165L143 167V165H140L141 163H140ZM145 157H147V158H145ZM216 158H217V156H215ZM255 157V156H254ZM262 157V156H261ZM62 158H64V156L62 157ZM85 160H84V159ZM91 158V159H90ZM93 158V159H92ZM144 158V159H143ZM151 158V159H152ZM221 158V157H220ZM253 158V157H252ZM30 159V158H29ZM51 159V158H50ZM65 159H67V158H65ZM80 159H82L83 161H80ZM150 159V160H151ZM163 159H165V158H163ZM162 159V161H164ZM167 159V158H166ZM166 159H165V162H164V164H166ZM197 159V158H196ZM197 159V160H198ZM214 159V158H213ZM213 159H211V160H213ZM249 159V158H248ZM247 159V160H248ZM261 159V158H260ZM33 160V159H32ZM49 160V159H48ZM57 160L59 161V159L57 158ZM63 160V159H62ZM126 160V159H125ZM176 160V159H175ZM175 160H174V164H175ZM63 161H65V160H63ZM62 161V162H63ZM74 161V160H73ZM77 161H74L73 163H70V165H68V167H67V165H66V163L65 162H61V158H60V162L62 163V165L60 166V163L59 162H54L53 161V164H54V166H55V163H59V166L60 167H62L63 165H64V169H65V165H66V169L67 168H69V166H71L72 165V171L71 170H66L65 169V171L63 170V167H62V169L61 170H63L64 172L63 173H59V174H61V176L63 175L64 176V178L65 177H69L68 179H67V181L69 182L68 184H67V182L64 184V183H62V184H64L65 185V187L63 188V186L61 187L60 185H61V183L59 184L58 183V181L60 182V180H61V176L60 175H57L58 174V172H60V171H58L57 172V170L56 171H54L55 170V167L53 166V164H52V166L54 167V174H53V177L50 175V182L48 183V184H50V186L47 188L46 186V190L45 191H47L46 193H48L49 195H51V194H53V195H51V196H48V197H50V200H52L53 198V201H50L49 200V202H53V204H54V206L55 207H58V211L61 213V210L65 213H63L62 212V214L64 215V217L65 218H63V219H68V220H70L69 218H67L68 216L67 215H69L71 212L70 211H73V206L75 205V202L79 199V201H80V198L82 199V196H83V198L85 197V195H87V187L85 188V186H86V183H82V186H81V182H84V180L83 181H81L80 180V176L79 175H81V173L79 174L78 173V171L79 172H81L80 171V167L78 166V165H80L79 163L78 164H76L75 162H77ZM124 161V160H123ZM128 161V160H127ZM128 161V168L129 167H131V163ZM145 161H147V162H145ZM152 161V160H151ZM167 161H170V158L167 160ZM205 161V162H206ZM207 161V163H209ZM222 161V160H221ZM221 161H219L218 162V164L221 162ZM257 161V160H256ZM261 161V160H260ZM25 162V161H24ZM31 162V161H30ZM125 162V161H124ZM153 162H155V161H153ZM157 162H155V163H157ZM161 162V161H160ZM202 162H203V160H202ZM204 162V163H205ZM214 162V161H213ZM34 163V162H33ZM32 163V164H33ZM161 163H163V162H161ZM161 163H157L158 165H159V167H160V164ZM170 163V162H169ZM182 163V162H181ZM189 163V164H190ZM206 163V164H207ZM223 163H225V162H223ZM76 164V165H75ZM126 164V162L124 163V165ZM164 164H162L161 165V167L164 165ZM179 164V165H178ZM211 164H213V163H211ZM58 165V164H57ZM74 165V166H73ZM122 165V164H121ZM120 165V166H121ZM127 165V164H126ZM130 165V166H129ZM156 165V164H155ZM158 165H156V166H158ZM167 165V164H166ZM203 165V164H202ZM208 165V164H207ZM48 166V165H47ZM119 166V167H120ZM143 168H142V167ZM209 166H210V163H209ZM42 167V166H41ZM49 167V166H48ZM53 167H52V169H53ZM73 167H74V169L75 168H78V169H76V171L73 169ZM126 167V166H125ZM125 167H123L122 166V168H125ZM165 167V166H164ZM175 167H176V165H175ZM184 167V168H185ZM200 167V166H199ZM57 168V167H56ZM71 168V167H70ZM69 168V169H70ZM102 168H101V170H102ZM145 168V169H144ZM147 168V169H146ZM152 168V169H151ZM166 168H168L167 170H169V172H170V169H169V166H167ZM216 168H217V166H216ZM126 169V168H125ZM150 169V170H149ZM165 169V168H164ZM261 169H263L262 167H261ZM37 170V169H36ZM40 170H42V168L40 169ZM39 170V171H40ZM82 170V169H81ZM153 170V171H152ZM50 171V170H49ZM83 171V170H82ZM106 171V170H105ZM157 171V172H156ZM173 171H175V173L177 174L176 175V177H177V185H175V186H170V188H169V186H168V189L169 190H166V188H164V190L165 191H170V189L172 188V187H174V189H175V191H177V195L175 196L174 195V193H172L171 191V194H173L172 196H170L171 194H169L168 192H166V193H168L167 195H166V193H165V191L162 193L160 190H161V187L163 188V186H161L163 183H161L160 181L161 180H164L165 178H166V182L167 181H169V179L172 177L173 179V182L175 181V179L176 178H174L175 177V173L173 172ZM213 171V170H212ZM62 172V171H61ZM72 172H74L75 174H76V172H77V174H79L78 176H77V174L75 175L74 173H72ZM86 172V171H85ZM85 172H83V174L85 173ZM168 172V171H167ZM36 173H38V172H36ZM40 173V172H39ZM43 173V172H42ZM56 173V174H55ZM87 173H88V171H87ZM95 173V172H94ZM111 173V172H110ZM128 173V172H127ZM174 173V174H173ZM221 173V172H220ZM219 173V174H220ZM264 173V172H263ZM47 174H48V172H47ZM46 174V175H47ZM72 174H74L75 175V177L76 178H79V183H77L78 182V179L76 180V178H74L73 176H72ZM82 174V175H83ZM88 174H90V173H88ZM106 173H104V175H105ZM54 175H56V176H58L59 178H60V180H57V182L56 181H54V182H56L57 184H55L53 181H52V179H54ZM109 175V173L107 174V175H105V176H108ZM118 175V174H117ZM117 175H116V177L115 178H117ZM125 174H123L122 176H124ZM47 176H49V175H47ZM97 176H99V175H97ZM104 176V177H105ZM110 176H111V174H110ZM113 176V175H112ZM219 176V175H218ZM233 175H231V177H232ZM41 177V176H40ZM52 177V178H51ZM70 177H73V178H70ZM91 177V176H90ZM96 177V176H95ZM94 177V178H95ZM126 177V176H125ZM167 177H169V179L167 180ZM224 177V175L222 176V178ZM226 177H228V176H226ZM225 177V178H226ZM234 177V176H233ZM232 177V178H233ZM41 178H44V182L43 183H45V176H43V177H41ZM64 178H62V179H64ZM81 178H83V176H81ZM100 178V177H99ZM106 178V177H105ZM104 178V179H105ZM107 178H109V177H107ZM112 178V177H111ZM214 178H216V177H214ZM220 178H221V176H220ZM231 178V179H232ZM48 179V178H47ZM66 179V178H65ZM76 180V183H74V181ZM103 178H101V180H102ZM110 179V178H109ZM118 179H121V178H118ZM124 179V178H123ZM216 179H219V178H216ZM224 179V178H223ZM228 179V178H227ZM42 180V179H41ZM88 180V179H87ZM97 180V179H96ZM106 180V179H105ZM122 180V179H121ZM222 180V179H221ZM47 181V180H46ZM62 181V180H61ZM64 181V180H63ZM81 181V182H80ZM111 181V180H110ZM109 181V182H110ZM116 181V180H115ZM170 181H171V179H170ZM216 181V180H215ZM53 182V183H52ZM89 182V181H88ZM95 182H97V181H95ZM104 182V180H102V183ZM120 182V180L118 181V183ZM127 181H125L124 183H126ZM128 182V183H129ZM150 182H151V184H150ZM175 182V183H176ZM203 182V185L201 184ZM206 182V184H204ZM217 182H219L218 180H217ZM217 182H216V185H217ZM39 183H41V182H39ZM47 183V182H46ZM72 183V184H71ZM91 183V182H90ZM101 183V182H100ZM114 183V182H113ZM112 183V184H113ZM116 183H117V181H116ZM121 183V182H120ZM165 183V182H164ZM170 183V182H169ZM222 183V182H221ZM55 184V185H54ZM73 184H74V186H73ZM76 184H78V185H76ZM80 184V185H79ZM173 183H171L170 185H172ZM220 184V183H219ZM46 185V184H45ZM51 185H53V186H51ZM76 185V186H75ZM84 185V186H83ZM91 185V184H90ZM103 185H105V184H103ZM114 185V184H113ZM121 185H122V183H121ZM120 185V186H121ZM126 185H128V184H126ZM164 185H166V183L164 184ZM43 186V185H42ZM62 188H60V187ZM98 186H99V184H98ZM106 186V185H105ZM104 186V187H105ZM116 186V185H115ZM144 186V187H143ZM219 186V185H218ZM221 186V185H220ZM44 187V186H43ZM58 187H59V190H58ZM92 187V186H91ZM102 187V186H101ZM159 187V188H158ZM166 187V186H165ZM51 188V189H50ZM84 188V189H83ZM97 188V187H96ZM99 188H100V186H99ZM103 188V187H102ZM106 188H108L107 186L105 187V189ZM130 188V187H129ZM149 188V187H148ZM48 189H50V190H48ZM55 189H57L58 190V192H56V193H58V194H60V193H62V192H65V194H64V196H66L65 197V199H64V196H63V194H62V196L63 197H60L59 195V201H57L58 200V197H57V195H55L56 193H55V191H57V190H55ZM60 189H61V191L63 190V189H65V190H63L62 192H60ZM135 189V188H134ZM173 189V188H172ZM171 189V190H172ZM136 190H137V188H136ZM149 190H150V188H149ZM218 190H219V188H218ZM95 191V190H94ZM94 191H92L91 193H92V195H93V193H94ZM104 191V190H103ZM110 191V190H109ZM53 192V193H52ZM60 192V193H59ZM149 193H150V191H148ZM45 193V192H44ZM55 193V194H54ZM97 193V192H96ZM105 193H106V191H105ZM141 193V194H140ZM165 193V194H164ZM194 193V194H193ZM47 194V195H48ZM76 194H78V196L76 195ZM112 193H110V195H111ZM114 194V193H113ZM125 193H123L122 195H124ZM126 194H125V196H126ZM74 195H76V196H74ZM89 195H90V193H89ZM91 195V196H92ZM96 195V194H95ZM94 195V196H95ZM108 195H109V193H108ZM109 195V196H110ZM52 196H54V197H52ZM97 196V195H96ZM148 196H149V198H148ZM160 196V197H161ZM42 197V196H41ZM80 197V198H79ZM90 197V196H89ZM88 197V198H89ZM111 197V196H110ZM110 197H106V199L107 198H110ZM114 197H115V195H114ZM154 197V198H155ZM52 198V199H51ZM62 198V199H61ZM85 198H87V197H85ZM87 198V199H88ZM116 198V197H115ZM152 199V200H154L156 203H154L155 205L157 204V201L155 200V199ZM46 199H47V197H46ZM57 199V200H56ZM91 199V198H90ZM90 199H89V201H90ZM92 199H94L93 197H92ZM91 199V200H92ZM97 199H99V198H97ZM111 199V198H110ZM148 199V200H147ZM13 200V199H12ZM82 200H84V199H82ZM108 200V199H107ZM106 200V202H108ZM112 200H113V196H112ZM162 200V199H161ZM208 200V201H207ZM85 201V200H84ZM95 201V200H94ZM185 201V202H184ZM55 202V203H54ZM102 202V201H101ZM100 202V203H101ZM116 202V201H115ZM150 202H152V201H150ZM160 202V201H159ZM162 202H163V200H162ZM167 202L168 203H170V204H167ZM188 204H187V203ZM212 202V201H211ZM80 203V202H79ZM85 203H86V201H85ZM109 203V202H108ZM108 203H107V205H108ZM164 203V202H163ZM172 203H174V204H172ZM52 204V203H51ZM72 204H73V206H72ZM76 204H78V203H76ZM81 204H82V201H81ZM88 204L90 205V203L88 202ZM104 204V203H103ZM103 204H101V205H103ZM144 204H143V206H144ZM152 204V203H151ZM162 204V203H161ZM161 204H158V205H161ZM173 206H175L176 204H177V223H176V225H179L180 223L182 224H180L181 225V227L184 225V223L186 224V222L188 223V225L191 223L192 224V222H191V220L193 221V225L191 226V230L192 231H189L188 233H181V232H183V230H186V229H188V228H186L185 226H183L184 228H186V229H183V227H182V230L181 231H178L177 230V232H176V230L175 231H173V233H174V235H170V234H167L166 235V233H163L164 231H165V228H164V231L163 232H161L160 230V232H158V228H159V226L161 227V225H160V221H162V219H163V221L164 220H166V218L168 219L171 215L173 216L174 215V211L172 210V205ZM185 204V205H184ZM80 205V204H79ZM78 205V206H79ZM85 205V204H84ZM88 205V206H89ZM94 205V204H93ZM100 205V206H101ZM105 205V204H104ZM136 205V206H135ZM211 205V204H210ZM81 206V205H80ZM82 206H83V204H82ZM96 206H97V204H96ZM99 206V207H100ZM142 206V205H141ZM188 208H187V207ZM51 207H53L52 205H51ZM66 207V209H65V211L63 210L64 208ZM69 207H72V208H69ZM76 207V206H75ZM91 207V206H90ZM98 207V208H99ZM104 207V206H103ZM153 207V206H152ZM187 208V212H184L183 211V208ZM67 208H69V210H67ZM81 208V207H80ZM104 208H106V207H104ZM108 208V209H109ZM114 210H113V209ZM155 208V207H154ZM213 208V207H212ZM70 209H72V210H70ZM78 209V208H77ZM101 209H102V207H101ZM120 209V210H119ZM173 209H174V207H173ZM192 209H190V210H192ZM195 209V210H196ZM88 210V209H87ZM105 210V209H104ZM118 211V213L116 212V211ZM122 210H124L123 212H125V213H123L122 212ZM200 210V209H199ZM212 209H210V211H211ZM57 211V212H58ZM68 211L70 212L69 214H67L68 213ZM85 211H86V209H85ZM108 210H106V212H107ZM145 211V212H144ZM77 212V211H76ZM102 212H104V211H102ZM201 213H202V211H200ZM206 212H204L203 211V213L202 214H205ZM213 212V211H212ZM80 213V212H79ZM83 213V212H82ZM98 213V212H97ZM192 213V216L194 215V211L193 212H191ZM209 213V212H208ZM46 214V213H45ZM78 214V213H77ZM89 212H88V216H89ZM197 214V213H196ZM239 214H240V212H239ZM34 215V214H33ZM66 215V216H65ZM198 215V214H197ZM208 215V214H207ZM209 215H210V213H209ZM2 216V215H1ZM0 216V217H1ZM29 216V215H28ZM57 216V215H56ZM100 216V215H99ZM98 216V217H99ZM201 216V215H200ZM243 216V215H242ZM4 217V216H3ZM25 217V216H24ZM42 217V216H41ZM58 217V216H57ZM81 217V216H80ZM92 217V216H91ZM194 217H195V215H194ZM202 217V216H201ZM200 217V218H201ZM2 218V217H1ZM97 218V217H96ZM100 218V217H99ZM203 218H204V216H203ZM5 219V218H4ZM22 219V220H21ZM49 220V217L47 216L46 218L43 216L42 218H40V219H37V220H32L31 221V219H30V217H28V219H27V217H25V218H23V216L22 215H20L15 221L17 222V221H22L24 224L23 225H28V226H33V227H35V230L37 231V239H39V238H41V239H43V235H47V237L45 238L46 239V241H44V242H46V244L45 243H41V244H44L45 246H46V249H47V251L48 252H46L47 253V255H48V253H50L51 252V250H52V246L53 247H56L57 249H58V252L60 253L59 255L61 256V254H63V257H64V259H67L68 261L69 260H71L74 264H77V262L74 260V259H72V255L71 256H69V255H66V254H68V253H64L63 252V250H62V247H61V243L62 242H60V243H56L55 241H57V237H61V238H63L62 237V232L61 231H59V229H61V228H57L58 227V225H57V227H55L56 226V224H53L52 222H46V224H45V220ZM92 219V218H91ZM1 220V219H0ZM7 220V219H6ZM25 220V221H24ZM61 220V219H60ZM195 220V219H194ZM202 220V219H201ZM8 221V220H7ZM7 221H5V223L7 222ZM11 220H10V218H9V222H10ZM62 221V220H61ZM67 221V220H66ZM119 221H117V223L119 222ZM203 221V220H202ZM9 222H7L5 225H4V223L3 222H1L0 224H2L3 223V225H4V228H5V226L7 225H10L11 224V222H14V221H11L10 223ZM63 222V221H62ZM82 222V221H81ZM86 222V221H85ZM79 223H80V221H79ZM13 224V223H12ZM63 224H65V223H63ZM69 224H71V226L69 225H67V222H66V228H63V229H65V230H69V232L71 231L73 234L75 233L76 234V229H75V227L73 228L72 226H74V224L73 223H69ZM73 224V225H72ZM77 224V223H76ZM82 224V227H84L83 226V224H86V223H81ZM81 224H78V227H80L81 226ZM162 224H163V222H162ZM13 225H16V224H13ZM13 225H11V226H6V228L4 229V230H9V228H10V230H11V232H10V230L8 231L9 232V234L10 235H12L11 233H12V231L14 232V230H16L17 229V227H19V226H15V228H14V226ZM18 225V224H17ZM23 225H20L21 227H23ZM80 225V226H79ZM179 225V226H180ZM187 225V226H188ZM240 225V224H239ZM245 225H246V223H245ZM46 226V228H48L47 229V231L46 230H44V227ZM62 226V225H61ZM86 226V225H85ZM113 226V225H112ZM111 226V227H112ZM115 226V225H114ZM113 226V227H114ZM163 226V225H162ZM179 226H178V228H179ZM246 226H248V225H246ZM14 229H13V228ZM69 229H68V228ZM116 227V228H117ZM165 227V226H164ZM180 227V228H181ZM190 227V226H189ZM239 227V226H238ZM8 228V229H7ZM85 228V227H84ZM115 228V229H116ZM118 228H117V230H118ZM162 228V227H161ZM177 228V229H178ZM180 228H179V230H180ZM246 228V227H245ZM249 228V227H248ZM247 228V229H248ZM1 229H2V227H1ZM71 229V230H70ZM87 229V228H86ZM3 230V229H2ZM81 230V229H80ZM79 230V231H80ZM85 230V229H84ZM240 230V229H239ZM1 231V230H0ZM77 231H78V229H77ZM119 231V230H118ZM118 231H117V233H118ZM238 231V230H237ZM4 232L5 231H1L0 232V236H1V234L3 233L4 234ZM7 232V233H8ZM17 232V231H16ZM176 232V233H175ZM180 232V233H179ZM243 232V231H242ZM241 232V235H238L239 237L241 236V237H243V236H245V235H242L243 233ZM6 233V232H5ZM6 233V235H8L9 236V234H7ZM90 233V232H89ZM96 233V232H95ZM161 233V234H160ZM15 234V233H14ZM18 234V233H17ZM26 234V233H25ZM24 234V235H25ZM66 234H67V232H66ZM72 234V235H73ZM5 235V234H4ZM5 235V236H6ZM20 235V234H19ZM23 234H21V236H22ZM70 235V234H69ZM80 235H81V233H80ZM89 235V234H88ZM98 235V234H97ZM4 236V237H5ZM26 236V235H25ZM24 236V237H25ZM28 236V235H27ZM7 237V236H6ZM12 237V236H11ZM13 237H14V235H13ZM11 238L12 239V241H11V239L9 238V237H7V238H5V239H3V241L4 240H9L10 239V241L11 242H13V248H14V250H21V254L20 255H22V253H24V257L26 258V256H25V252H28V251H25V250H23L25 247H24V244L22 243V241L20 242L19 240L20 239H18L17 238V240H18V242L16 241V240H14L13 241V239L14 238ZM81 237V236H80ZM103 237V236H102ZM105 237V236H104ZM131 237H133V236H131ZM241 237L238 239V240H236L238 243H240L241 241H243V239L245 240V238L243 237L242 239H241ZM20 238H22V237H20ZM60 238V239H61ZM89 238V237H88ZM91 238V237H90ZM101 238V237H100ZM129 238V237H128ZM217 238V237H216ZM238 238V237H237ZM236 238V239H237ZM1 239V240H2ZM56 239V240H55ZM64 239V238H63ZM87 239V238H86ZM85 239V240H86ZM35 240V239H34ZM91 240V239H90ZM106 240V239H105ZM186 240H188V242H186ZM37 241V240H36ZM88 241V240H87ZM98 241H99V239H98ZM101 241H102V239H101ZM5 242V241H4ZM9 242V241H8ZM10 242V243H11ZM14 242H15V244H14ZM39 242H40V239H39ZM94 242V241H93ZM103 242V241H102ZM245 241H243L242 243H244ZM1 243V242H0ZM6 243V242H5ZM10 243H8V244H10ZM69 243V242H68ZM92 243V242H91ZM104 243V242H103ZM36 244V243H35ZM34 244V245H35ZM40 244V246H42V247H38L39 249V251H37V250H35L37 253H38V255H35V253L33 254L34 255V257H35V262H36V264H52V263H49V262H51V261H49L48 262V260H50V259H47L46 257H44L45 256V254H44V256H42L41 255V251L42 250H44V249H42L44 246L43 245H41ZM63 244V243H62ZM95 244V243H94ZM107 244L108 243H106V247H107ZM0 245H3V244H0ZM19 245V246H18ZM39 245V244H38ZM37 245V246H38ZM55 245V246H54ZM97 245H100V243L99 242H97ZM101 245H102V247H104L103 246V244L101 243ZM243 245V244H242ZM5 246V245H4ZM9 246H11V245H9ZM28 247V246H27ZM26 247V248H27ZM95 248H96V246H94ZM94 247H93V249H94ZM101 246H97V250H98V248H100ZM0 248H2L1 246H0ZM9 248V247H8ZM29 248V247H28ZM42 250H41V249ZM64 248V247H63ZM67 248V247H66ZM3 249H6V247L5 248H3ZM3 249H0V250H3ZM32 249V248H31ZM103 249V248H102ZM8 250V249H7ZM6 250V251H7ZM27 250V249H26ZM41 250V251H40ZM66 250V249H65ZM166 251L167 253H168V258H167V254H165L166 256L165 257H163L162 255L160 256V257H158L156 260H154V261H152L153 260V258H154V256H152V257H144L143 256V254L140 256L139 255V258H138V261L136 262V264H172L173 263V259H171L170 258V253H171V250L170 251ZM4 251V250H3ZM2 251V252H3ZM25 251V252H24ZM71 251V250H70ZM58 252H55L56 254L58 253ZM95 252V251H94ZM98 253H100L99 251H97ZM165 252V253H166ZM170 252V253H169ZM1 253V252H0ZM4 253V252H3ZM2 253V254H3ZM12 252H11V250H10V253L9 254H11ZM32 253H33V250H32ZM36 253V254H37ZM40 253V254H39ZM44 252L42 251V254H43ZM112 253V252H111ZM111 253H109L110 254V256L108 257V259L110 258L111 260H107L106 262H108L109 264H115V262H117V260L115 261V260H113L112 258H111ZM17 254V253H16ZM109 254H106V255H109ZM19 255V254H18ZM28 255V254H27ZM5 256V255H4ZM4 256H2L3 258H4ZM220 255H218V257H219ZM17 257V256H16ZM20 257H22V256H20ZM30 257H32V256H30ZM56 257V256H55ZM54 257V258H55ZM215 257V256H214ZM18 258V257H17ZM53 258V259H54ZM60 258V257H59ZM61 258H62V256H61ZM116 258V257H115ZM210 258L212 259L213 258V255L211 254V255H208L207 257H203V258H201V259H203L207 264H208V261L210 260ZM216 258V257H215ZM219 258H222L221 256L219 257ZM16 259V258H15ZM13 257H12V260L10 261V263H14L15 261H19V260H15ZM19 259V258H18ZM22 259V258H21ZM27 259H28V256H27ZM57 259V258H56ZM63 259V258H62ZM224 258H222V260H223ZM258 259H261V258H258ZM59 260V259H58ZM222 260H221V262H222ZM22 261H24V260H22ZM21 261V262H22ZM259 263H260V261L262 262V260H257ZM20 261H19V263H21ZM35 262H34V264H35ZM62 262V261H61ZM1 263V262H0ZM10 263H7V264H10ZM118 263V262H117ZM257 263V262H256ZM258 263V264H259ZM16 264H18V262H16ZM22 264V263H21ZM65 264V263H64ZM179 264V263H178Z\"/></svg>",
	"mask_w": 264,
	"mask_h": 264
}]
</instances>
